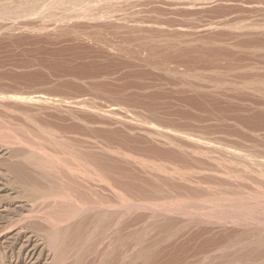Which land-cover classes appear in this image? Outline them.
<instances>
[{"label":"rangeland","instance_id":"obj_1","mask_svg":"<svg viewBox=\"0 0 264 264\" xmlns=\"http://www.w3.org/2000/svg\"><path fill=\"white\" fill-rule=\"evenodd\" d=\"M75 1L78 2V1H84V0H75ZM86 1H88V0H85V2ZM91 1L93 2V0H90V2ZM104 1L105 0H101V1L94 0L95 3L97 2V7H95L94 5H93V7L91 6V8L93 10L89 7L90 11H92V12L89 11V13L91 15L87 11V13L85 12V16H82V14L84 13V11L89 10V9L86 7L85 4H83L85 10L84 11L81 10L82 12L80 10H78L81 13L77 11L78 15L76 13L75 20H76V16H78V17L81 16L83 22L85 21L87 23H89V22L92 23L94 18H95V20L96 19L98 20V17L103 15V17L101 16L102 18L99 17V18H101L99 20L103 19L102 22L107 20L108 22L107 21L106 22L108 24L105 22H103L101 24L100 23L101 21H98V23H99L98 24L95 21V23L93 22L92 24L87 25V26L91 27V29H90L86 26V23H84L85 25H83V22L81 23V21H82L81 17L80 18L77 17V20L75 22L76 23L80 22L78 24H82L83 27H82V25H78V24L76 25L75 22L73 23V21H74L73 20V21L68 23V26L66 25L67 26L66 29H69V30L73 29V31L72 30L66 31V29H65V30H62L63 32H62V34H60L61 30L59 32L57 31L58 33L54 32L57 28H59L58 26H60V25H58L56 22H54L53 20H55L56 18L55 19H53V18H54V16L58 18L59 17L58 14H60V13L62 14V15L60 14V16H63L64 14L67 15L70 11L67 13H62V12H66L64 10V11H60V13L57 12L58 13L57 14L55 11H54L55 13H53V11L51 10L52 13L49 12L47 14L48 16L47 15H46L47 17L45 16L46 19L48 20L49 15L54 14V16L52 15L53 17L50 15L52 17L50 19H53L50 21H52V23L53 22L55 23V24L54 23L51 24V26H50L51 22L44 21V23H43L40 18L39 19L42 23L36 22L38 20V18L35 19L36 17L34 18L32 16H31L32 18L31 17H28V19L25 18L26 22L23 20L25 25H22L23 24L22 17H21L20 23H19L20 18H18V17H20V13H19V16H16L17 14L13 12L14 10H11L13 8H11V9L9 8L12 12L9 11L8 9H6V12H5V8L3 10H1L3 7L1 6L2 2L0 0V7H1L0 15L2 14V17H1L2 19L0 18V20H1L0 21V264H51L53 262V258H52L53 256H51V255H53L52 254L53 252L55 254V252H57L58 249L59 250L63 249V250H67V251L69 250L70 252L71 251L75 252V253L71 252L72 255H70V252H69L70 258L68 260L64 261L63 264H75V263L76 264H264V260H263L264 259V257H263L264 256V242H263L264 241V142H263L264 141V128H263L264 127V125H263L264 124V121H263L264 120V110H263L264 109V102H263L264 101V93H263L264 87H262L263 89H261L262 92L261 91L257 92L255 90L258 88L257 86H259V84L261 83L259 81H262L261 80L262 78L264 80V73H262V72H264V67H263L264 66V63H263L264 62V59H263L264 54H262V53H264L263 52L264 51V0H201V1H194V0L193 1L192 0H128V1L127 0H113V1H111V0H108V2L106 0L105 4L102 3ZM90 2L88 1V2H86V4L90 3ZM98 2H101L99 4H103V5H99L100 7L101 6L105 7L107 5L106 3H108L109 6L108 5H107L108 7L106 6L108 9L106 7H105L106 11L104 9L101 10L102 8L98 9L99 8ZM112 2H114V3H112ZM111 4L114 5L113 7L118 8L117 10L114 8V10H116L117 12L120 11V15L117 12L116 13L118 15L115 14V11L114 12L112 11L113 7ZM110 5H111V9H110L111 12L110 11L109 12L113 15V17H115L114 16V14H115L116 16L119 17V19H122V18L126 17L127 12L128 13L130 12V14L127 15V17H129V19L127 17L124 18L126 25L121 24V26H120L119 25L120 23L119 24L116 23L119 25V26L118 25L116 26L115 22H116V20H118V18L117 17H115V18L109 17L111 14L109 12H107L110 8ZM116 5H118V7H116ZM132 5H134L135 8ZM67 6L68 7L71 6V7H69V8H71L70 10H72V8H76V7H74V5L67 4ZM68 7H66V4L63 5V8H65V9H68ZM94 7H95V14L92 15V13H94ZM119 8L121 10H123V9H126V10H123V12H124L123 13V12H121V10ZM132 8H134L135 10ZM97 9H98V11H97ZM99 10H100V14L99 13L97 14V12H99ZM132 10L136 11V12L134 13ZM104 11L109 16L106 13H105L106 14L105 15ZM125 11H127V12L125 13ZM3 12L7 13V15L5 16V13H3ZM72 12H73V16H74L76 11H71V13H70L71 15L69 14V16H72ZM9 13H10V15L11 14H13V15L8 16ZM121 13H123V14H121ZM14 14H16V15H14ZM55 14H57V16ZM3 15H4V17H3ZM66 15H64V16H66ZM89 15L94 16L92 18V21H90L91 17H89ZM130 15H132L134 17V19ZM104 16L105 17L108 16L109 19H112V18L113 19L108 20V19H106L107 17L105 18ZM5 17L7 18L6 20L4 19ZM86 17H88L89 21L86 20L87 19ZM10 18L12 20H10ZM14 19H15L17 26L15 25V22L14 23L12 22V21H14ZM32 19L33 20L35 19L36 21L34 20L35 22H32ZM27 20L28 21L31 20L32 23L30 21L27 22ZM78 20H80V21H78ZM3 21H4V23L6 22V26L3 24ZM7 21H10V22H8V24H7ZM109 22H111V23H109ZM134 22L137 23V25H136L137 27H135V25H133V24H136ZM9 23H10V25H9ZM33 23H36V24H33ZM71 23L73 24L72 28H71V25H72ZM12 24H13V27H15V28H12ZM18 24H21L22 26H19ZM38 24H39V27L37 29ZM41 24H42V27L40 26ZM43 24H44V26H43ZM96 24L98 27L95 26ZM100 24H101V26H100ZM103 24H104V26H103ZM114 24H115L116 28H115ZM8 25H9V27H8ZM52 25H53V27L57 25V28L55 27V29H54L52 27ZM69 25H70V28H69ZM107 25H108V27H106ZM130 25H132L133 28L135 27V29L130 30V29H132V28H129ZM23 26H25V27L28 26L29 28L32 26L31 28L36 29V32L33 31V29L29 30ZM78 26H80V27H78ZM124 26H128V28L125 27L124 31H121L120 29H118V27H124ZM7 27L10 28L9 31L8 30L5 31V29H7ZM16 27H18V28H16ZM20 27H22L23 29ZM46 27L48 28V30L50 29L49 27H52L53 30L50 29V31L47 30L48 32H46L43 29V28L47 29ZM84 27H86V30H91V31H89V32L86 31ZM96 27L98 30L96 29L97 32L95 33ZM99 27L101 28V30L103 28L104 32L101 31ZM105 27L107 28V30L104 29ZM74 29H76V30H74ZM83 29L85 30L84 31L85 33L83 32ZM125 29L127 32H125ZM12 30H14V31H12ZM92 30H94V31H92ZM41 31H44V32H41ZM74 31H76V32L80 31L77 33L78 34L81 33L82 35H80V36L77 35L76 39H75L74 37L76 34H74L75 33ZM114 31H116V32H114ZM118 31L120 34H118ZM64 32H66V33H64ZM67 32H69V34H67ZM97 33H99V34L101 33L100 36H103L106 40L110 37L109 40L111 42L109 40L107 42H110V46L113 45L114 47H111V48L108 47L109 50L106 47V49L108 50L106 52V49L101 50V48H105V45L103 46V44H102L103 47L102 46L100 47L101 44L100 45L99 44H93V42L88 40L89 38L86 39V36L90 37L91 35L97 34ZM104 33L107 35H105ZM127 33H129V34H127ZM116 34H117V36H116ZM130 34H131V36H130ZM135 34H136V36H135ZM72 36H74L73 39H72ZM81 36H82V38H81ZM84 36H85V38H83ZM118 36H120V38ZM127 36L130 37V39L133 37L132 38L133 40L128 39ZM137 36H138V38H137ZM153 36H155V37H153ZM171 36L174 37V39H176V40L178 39L177 38L178 36L179 37L181 36L182 38L185 37L186 41H184V39L180 38L184 42H182V41L178 42V41H180V39L175 41ZM189 36H190V38H192V40L187 38ZM78 37H80V38H78ZM116 37H118V38L116 39ZM111 38H112V40H111ZM113 38H114V40H113ZM146 38H148V39H146ZM152 38H153L154 43L156 40V44H158V46L161 45L162 43H164V41L168 40V39L169 40L173 39L172 43L175 41L174 44L176 42L180 43V45L178 43H176L177 45L175 44V46H176L175 51L177 50L178 46H179L178 48H180L182 50L178 49L177 52L183 51L182 53L185 52L184 54L186 55V51H188L187 53L189 55L188 54L186 55L189 62H190V63L189 62L188 63L191 66H193V68L195 65V68L193 69L188 64L190 66L188 68L191 71L189 74H191V73L195 74L196 72H199V75H200V74H202V71L204 72V74L208 73V71H209L211 75L210 74H206V75H210V77L212 76V74L214 77V74H215L216 77H214V78L211 77V79L214 81H210L211 79L207 80V78L209 76H206V75H205L206 80L203 79L204 83L206 81L207 82L210 81L212 84L214 82H216L215 85L213 84L214 87L209 86L210 82L206 83L208 86L206 84H203V81H202L200 76L204 77V74H202L200 76L197 73H196V75L192 74V75H194L193 76L194 78L196 76V80H199L202 82L198 85L199 81H195V79H193V77L191 75H189V77H191L192 80H191V78L189 79V77H186V79H185V77H184L185 75L182 76L183 75L182 72L184 71L183 68L178 69V72L176 74V75L179 74V76L181 75L182 76L181 78L179 76H175V73H172V72H175L172 69L173 66H169L170 68H166V70H165V64H167V52L165 50H163V51L157 50L155 52L153 50H151V46H154V45H150L151 43H153L151 41ZM160 38H161V41L159 40ZM162 38H164V40ZM124 39H128V42L126 43L125 42L126 40H124ZM135 39H136V41H135ZM187 39H189V40H187ZM142 40L144 41V45H140V43H141L140 41H142ZM145 40H146V42H145ZM113 41H114V43H113ZM117 41L120 43H118ZM143 41H142V44H143ZM149 41L151 43H148ZM187 41H189L190 45H191L190 46L188 44V48H187V43H189V42H187ZM198 41H199V43L194 48L195 43H197ZM202 41H203V43L201 45L200 43ZM115 42L117 44H121V45H118V47H117V44ZM130 43L131 44L134 43L133 44L134 46L132 45L133 48H131ZM135 43H139V44H135ZM146 43H147V46L150 45V48L148 46L147 47L148 49H146V47H145ZM191 43H193V45ZM206 43L210 44V47L214 46V44H215L217 46V48H214L215 46L213 48H210V47L208 48L209 45L207 47H205L207 45ZM114 44L116 45V47ZM204 44H206V45H204ZM126 45H128V46L130 45V46L128 47ZM183 45H186L185 46L186 50L184 48H182ZM141 46L142 47L144 46V48L141 49L140 48ZM197 46H198V48H197ZM200 46H201L200 50H201V53L203 56L201 55L200 50H199ZM202 46L206 48L205 49L206 52H205V50H203L204 48ZM94 47H96L97 50ZM135 47H136V49H135ZM190 47L192 50V51H190L191 54L189 53ZM223 47L229 48L228 49L229 52L232 50V48L234 50H232L231 53H228L227 49L225 48L226 49L225 50V49H223ZM98 48H99V51H98ZM118 48H120V49H118ZM124 48H126V49H124ZM193 48L194 49L197 48V49L194 50ZM219 48L221 50L222 49L223 50L221 51ZM237 48H239V51L241 50V48H243L242 53H237L238 52V51H236V50H238ZM255 48L257 50L262 49L260 51V53L262 52L261 53L262 55L259 53V50L257 51ZM121 49H123V50L121 51ZM133 49H135V50H133ZM217 49H219L221 51V53L222 52H224V53L220 54V51ZM253 49H255V52L257 51L262 57H260L259 54L255 53L256 54L255 56H258V57L250 58V57H252V55H254ZM111 50H116V51L111 52ZM209 50H214V51L210 52ZM247 50L249 52L251 51V53L245 54L246 52H248ZM100 51L104 52L105 55H104V53H102ZM124 51H126V52H124ZM135 51L137 52L136 54H135ZM197 51L200 54H198ZM244 51H245V53H244ZM121 52H123V54ZM196 52L198 55V59L196 57L197 56ZM133 53H134L133 56H135L134 58H132L133 56L131 55ZM207 53H208V56L211 53V55L213 54L214 56L218 57L219 62H221V63L217 62L218 60L213 55L208 57ZM120 54H122V55H120ZM163 54H165V55H163ZM238 54H239V56L240 55H242V56L237 57ZM78 55H81V56L78 57ZM191 55L192 56L195 55L194 57H196V59L194 57H191ZM227 55H229L230 58ZM234 55L237 57V60L240 63H241V61H243L242 62L243 65L247 64L248 62L252 63V64L256 63V65L255 64H253V65L248 64L247 68H251V67L254 68V66H255V68L257 67L259 69V71L257 68L256 69L254 68L253 70L256 71V72H254L251 68V70H249V74L252 73V71H253V73H257V71H258L261 74V76H259L260 74L257 73L258 75L254 74L255 76H257V77H255V76H252L253 75V73H252L251 74V76L253 77L252 78L248 74V69L246 68V65H244L245 66L244 67V66H242V64H238V61L236 60ZM244 55L249 56V59H246V57ZM130 56H131V58H130ZM199 56H202V58ZM219 56H220V58H219ZM224 56H226L227 59ZM203 57L207 58V59H203ZM222 57H223V60L221 59ZM244 57H245V59H242ZM187 58H186V60H187ZM209 58H210V60H212L211 62L214 65L209 64V63H211V62H209L210 61ZM232 58L234 59L233 61H231ZM254 58L258 61V63ZM261 58L263 60H260ZM228 59H230L231 62ZM190 60H193V61H190ZM199 60H201L202 62ZM203 60L204 61L206 60V61L203 62ZM213 60L215 62H217L218 64H220L219 67H218L217 63L213 62ZM234 61H236V62H234ZM191 62H193V63H191ZM227 62H229V63H227ZM196 63H197V65L199 64L198 66H200V67H198L196 65ZM230 63H232V64L234 63L237 65H234V64L230 65ZM260 63H261V65H260ZM257 64H258V66H257ZM262 64H263V66H262ZM208 65L211 68L208 67ZM215 65H217V66H215ZM221 65H223L224 67ZM239 65H240V67L242 66V68H240ZM212 66L214 67V69H212ZM233 66H235V67H233ZM236 66L239 67L238 71L236 70L237 69ZM221 67H222V70H221ZM228 67H231V68H228ZM243 67L246 69L247 73H246V71L242 72L244 70ZM260 67L263 69V71L261 70ZM208 68L212 71L208 70ZM224 68L225 69L228 68V69L225 70ZM195 69L196 70L198 69L200 71H198V70L195 71ZM201 69H202V71H201ZM205 70L207 71L206 73H205ZM165 71H170L173 75L171 73L165 72ZM220 71H223V72H221L222 74L220 73ZM260 71H262V72H260ZM217 72H219L220 74ZM238 72H241L242 74L238 73ZM233 73H235L236 75L234 76ZM217 74H219L221 76L223 75V77L225 75L227 76V74L230 76L232 75L235 77L237 82H239V81H241V82L251 81L252 79H253L252 82H254L255 78L257 80H259L258 77H260L261 79L259 81H257V80L255 81V83H257L256 87H253L256 85L254 83L255 85H252L251 88L249 87L250 85H248L246 87L247 89L245 90L244 86H242V88L239 87L237 89V86H240L241 84L243 85V83H240V84L237 83L238 85L236 84L237 85V86H235L236 88L234 87V85L232 84V83H234V84L236 83L234 80V77L227 76L226 77L228 80V82H227V80H225V79L223 80V78L221 76H218ZM243 74L245 75V77L243 76ZM237 75L240 79L236 78ZM217 76L219 79L217 78ZM242 76H243V78H245V80L242 78ZM249 77H250V79H249ZM230 78L231 79L233 78V79L231 80ZM216 79H218L221 82L220 83L217 80L220 83V85H219L220 87L217 85L218 82L216 81ZM246 79H249V80H246ZM222 83H225V85ZM228 83H229V86H227ZM230 83L232 84V86H230L231 85ZM187 84H189V85H187ZM190 84L193 87L195 86V89H192L193 87L190 86ZM202 84L206 85V86L203 88ZM186 85H187V88L185 87ZM196 85H198V86H196ZM222 85H224V86H222ZM130 86H132V87H130ZM215 86L218 89V91H221L222 95L218 91L217 92L214 91V93H212L213 89L216 90ZM198 87L201 88L203 91L207 89L206 91L208 94L206 93V91H204L203 94L206 93V94H204V96L205 95L206 96L207 95L212 96V97H210L212 101L210 100V98H208L206 96H205V98H202V95H203V94H201L202 90L200 89L201 91H199ZM227 87L228 88L233 87V89L229 88L230 89L229 91L231 92V93H229L230 95L227 93L229 91H226V90H228ZM189 88H191V90H194V91L191 92V90ZM196 88L198 90H196ZM208 88L211 89L210 93H209ZM234 88L236 89V91ZM240 88L242 89V92L245 95L243 94V96H241L242 93H241ZM243 88H244V91H243ZM122 89L125 93L122 92ZM222 89H224V90H222ZM237 90H240V91H237ZM247 90L248 91L251 90V92L249 91L250 93H248ZM253 90L255 91V93L253 92ZM195 91L198 93H196ZM225 91H226L227 95L225 94ZM246 91L248 94L246 93ZM223 92H224V95H223ZM235 92H238V93L240 92L239 95L237 93L238 97H236V95L234 94ZM256 92H257V94H256ZM199 93L201 94V96L198 95ZM258 93H261V94L263 93V94L260 96V94L258 95ZM120 94H121V97H119ZM212 94H214V95H212ZM231 94H233L235 97L231 96ZM254 94L256 96L258 95L259 97H257V98H259V99H257ZM123 95L124 96L126 95V96L124 97ZM37 96L52 99L50 101L51 103L49 101L47 102L48 104L47 103L43 104L44 102L40 103L39 101H38V103H36L35 100H37V98H38ZM222 96H226L227 98L226 97L221 98ZM245 96L246 97L248 96V97L246 98ZM17 97L20 99H18ZM114 97H116V99ZM117 97H118V99H117ZM122 97H123V99H125L127 101V103H129L128 98H132V99H130V101L132 103H137V108H135L133 106V104L130 103V105H132V109L130 108V110L133 113H129V115L124 114V113H120L121 117H125L126 120L128 121L124 125V126L129 127V128L125 127L127 129V131L125 128L123 129V126H119L120 129H123L120 131L118 124H117L118 128L116 127V125H114V123L113 124L111 123L110 125H108V123H110V122L107 123V121H109V120H107V118H105V119L103 118L106 114L105 115H99L98 114V113H103L107 109L106 106L111 102L114 103L115 100L116 101L118 100V101H120V103H122V100H123ZM191 97L193 99L194 98L195 99L193 100ZM198 97L199 98L201 97L199 100H201V101L203 100L202 102L200 101L201 103L199 102L200 104H202L204 106H210V107H204L207 110V112H202L203 110H200L198 112L199 109L192 107L186 101V99L188 98L187 100L192 99V101H195L198 103V101H199L197 99ZM213 97H215V98H213ZM217 97H218V99H217ZM243 97L247 100L244 99L245 101H243V99H240ZM253 97L257 100H255ZM32 98H34V99H32ZM66 98H68V100ZM119 98H121L122 100ZM225 98L229 101L225 100ZM228 98H231V99H228ZM233 98H235V99H233ZM23 99H24V101H23ZM64 99L67 101L74 100V99L82 100V102L84 103L83 104L84 107L80 106V107H82L80 109V107L75 108L72 105H69V104L67 105L65 102L62 103L61 101L62 100L65 101ZM205 99L207 101L209 99L210 102H206ZM232 99L234 101L230 102V100H232ZM218 100H221L222 103H220V101H218ZM223 100H224V104H223ZM235 100H236V102H238V104L236 103L234 105L233 102L235 103ZM240 100H242L241 103H240ZM248 100L249 101L252 100V101L249 102ZM253 100H255V101H253ZM213 101H215V102L217 101V104L213 105L215 103ZM258 101H260V102H258ZM261 101L263 102L262 104H261ZM204 102H205V104H204ZM242 102H244V103H242ZM245 102L247 103V105L245 104ZM254 102L257 105L254 104ZM55 103L58 105H56ZM207 103H209L210 105ZM231 103L234 106H232ZM64 104L67 107L64 106ZM221 104H222V106H220ZM241 104H245L247 107H245L244 105L241 106ZM249 104H250V106L252 105L251 109H253L252 107L257 106L256 108H254L256 112L258 109L260 110L262 107L263 108L260 111L258 110L260 113L257 112V114H256L254 109L252 112V110L249 107ZM123 105H126V104L123 103ZM146 106H147V108H146ZM212 106H214V109H212ZM235 106H237V107H235ZM218 107L220 109L222 108L225 110L223 111L221 109V111H220L221 113H220V112H218V110H220ZM240 107H243V109ZM210 108L212 109V112H210L211 111ZM245 108L246 109L249 108L250 112L254 115L256 114L255 116L257 117V119H259V120L261 119V121L256 120L255 119L256 117L252 116V114L249 113V111H248L249 109L246 110L247 113L244 112ZM78 110H80V111H78ZM90 110H92V111H90ZM93 110H95L94 112H97L96 114H98L99 116H102V117H99V118H101V120L98 118V115H92L94 113ZM101 110H103V111L100 112ZM213 110H214V112H213ZM242 110H243V112H242ZM8 111H10V112H8ZM66 111H67V113H66ZM232 111H233V113L238 114V116L236 115V117H234L235 114H233ZM239 111L242 112L243 116L241 114L239 115V113H240ZM90 112H92V113H90ZM59 113H61V114H59ZM225 113L227 115H225ZM130 114H132V115L134 114V116L131 117L132 120H131V118H129ZM222 114H224V115H222ZM230 114L233 116H231ZM244 114H246V115H244ZM249 114H251V116ZM261 114H262V116H261ZM247 115L249 116L248 118L246 117ZM72 116L75 119H73ZM253 117H255V118H253ZM250 118L253 120L250 121ZM61 119H62V121H61ZM85 119L89 122H87ZM91 119H93V120H91ZM95 119L98 121L96 122ZM102 119H104V120H102ZM27 120H29L30 122ZM81 120H82V122H81ZM84 120L89 125L91 124V129H90V126H88V124ZM240 120L241 121L244 120L243 121L244 124ZM255 120L258 122H256ZM102 121L104 124H106V123L107 124L104 125L103 123H100ZM133 121L136 123H134ZM253 121H254V123H253ZM94 122L100 124L101 127ZM131 122L133 125L137 124V126H133L131 124ZM245 122H247V124ZM33 123H37V124L34 125ZM251 123H253V124H251ZM51 124H53L52 129H51V127H52ZM83 124H85V125H83ZM40 125L43 126L45 129L47 128L49 132L51 129L55 135H57V130H58V132L61 131V127H62V131L59 132V134L56 136V138H58V136H59V138L60 137L66 138L65 140H64V138H61L60 139L61 142L65 141L64 142L65 144H68L72 147L73 146L77 147V145L80 146V143L85 142L84 139L85 140L87 139L89 141L88 142L86 140L88 145H87V143H84V144L81 143L85 147L84 148L85 151L82 150L83 148H81V146H82L81 145L77 149V150H80V148H81V151L76 150V152L81 153L82 156L84 154L83 157H85V155L88 154V156L86 155L88 159L87 160L85 158L84 159L86 161H88V163H90L91 166H93L92 169L94 168V165H95V162L97 161V159L99 161V162L97 161V164L101 163L100 161L104 162V165H101V166H105L108 168L109 167L108 165L110 164V167H112V168H116V167L120 168L119 172L117 171L118 175L120 174L121 169H123L121 174L125 173L124 174L125 176L122 174L123 175L122 177L124 179H122L121 174L119 176H117V174H115V173L113 175L112 174L113 172H111V174L108 172L109 176L110 175L115 176V177H117V179L119 177V180L121 182L125 183V184L124 183L123 184L127 188L124 187L123 191L121 192L122 194L128 193L127 192L128 190H130L129 193L131 191L133 192L136 190V192H134V193H136L137 195L132 193V195L133 194H134V196L136 195L134 197L131 195V193H130V195H128L129 194L128 193L125 197H123L124 199L121 198V200L123 199L124 202H123V200L120 201L116 192H110L112 190V188H111L112 184H110L108 181L110 179H113L114 177H112L110 179H109V177H106V178H108L107 179L108 181L107 180L106 181L109 184L104 183L105 186L111 185V187L108 186V187H110L111 190H109V188L106 187L107 190L110 192V194H107L108 192H106L107 190L105 189L104 185H101L100 187L95 186V184L99 185V183H100L99 178L96 177L95 175H93V176H95L94 181L97 180V178H98L97 181L99 183L97 181H95V184L93 183V179L90 177L91 174L89 176L91 179L88 178L89 181L91 180L90 183L91 182L93 183V184L91 183V185L93 187H95V189L93 187H91L88 180H87V182H85L86 180H82L83 183L81 181H76L75 182L76 184L73 182L75 184L74 186L80 187V188L76 187L77 189H80L78 191H81L82 189H83V191H82V193L78 192V191H75V192L67 191V193L68 192L72 193L73 196L70 195L69 193H68L69 195L64 194V196L66 197V198L64 197L65 201H66V202L64 201L65 203H67V202L71 203L72 202L71 199H72V197H74V195L75 196L80 195V193L82 195H84L85 193H87L89 186H90L91 190L93 191L92 194L97 193L96 195L99 196V197L97 196V198L102 197L101 201H100L101 203L95 201V202H97V205H96L94 203V201L91 202L92 198H96V197H93L95 194L92 195L91 192H90V195H92V198H90V196H89V198H87L84 195V198H85L84 199L83 196H81L83 199L82 202L84 200L86 202V200L89 199L91 203L88 200L86 202L87 204H90L88 206L90 207L92 204H95V206L92 205L93 209L91 207H90L91 209L89 207H87L89 209V211H86L88 209H84V211L81 212L82 213L81 215H80V213L77 214L78 217L82 216L84 218V216H85V218H86L87 213H88V216L89 215L90 216L88 217V222H87V219L86 220L80 219V218L76 217V215H74L77 212L75 210L78 208V207H74V205L75 206L77 205L76 203H74L72 205L75 208V209L72 208V209H74V210H72L74 212L73 217H76L77 222H81V220H82L83 225L80 223H77V222L75 224L74 220H76V219L75 218L73 219L72 213L70 214V212H69V215L72 217L73 221H71L69 224L74 222V223H72V225H77V226L80 225V226H78L80 228H82L81 226H83V227H85L84 228L85 230L82 228L83 230L81 229V231H78V230H80V228H79L77 230L76 229H73L72 231L70 230L71 233H68L70 231H67L69 236H68V234L66 235L65 232H59L61 235L59 233H57L58 235L56 234L55 237L53 236L54 240L53 239L49 240L50 237L48 236V233L50 234V232L52 231V229H51V228H53L52 224L55 221H56L55 223L58 222L57 220H55V221L52 220L54 218L53 216L55 214L61 213V212H62V214L65 212L68 213V211H71L72 206L70 207V209L68 208L69 210L65 211L64 210L65 208H63V207L64 206L66 207L67 204L66 205L62 204L63 200H64L63 198L61 201L62 203H60L61 199H58L59 203H60V205H59V204H57L58 203L57 199L52 198V196L46 195V193L48 192V189L49 190L51 189L50 188V187H52L51 185L53 183L54 184L56 183L55 181L54 182L52 181V184H51L50 183L51 180L55 176H58V175L54 174V176H52L53 178L51 179V176H49V174L46 175V172H47V170L49 171V169H46L45 174L43 171L39 170L40 169L39 167L43 165L42 164L39 166V163L44 162L45 160L48 159L47 157L46 158L44 157V156H47V154H45V153L48 152V154H49L50 153L49 151H52L51 149H53L52 147H51V149H48V147L50 146V143H48L49 141L48 142L46 141L47 135L44 134L45 132H47V129L42 130ZM47 125H49V126L51 125V126L47 127ZM68 125H70V126H68ZM102 125H103V129H104L103 131L104 132H102ZM112 125L118 129V130L117 129L116 130L118 131L117 133L120 132L119 135L118 134L116 135L115 129H113L114 127ZM251 125H253V126L255 125L256 127L255 126L253 127ZM34 126H37V127L40 126L39 127L40 129L37 127H34ZM54 126H55V129H54ZM56 126H58V128L60 127V130L56 129L57 128ZM78 126H80V128H78ZM86 126H87V128H89L90 132H89V130H87ZM106 126L108 127V129ZM145 126H147V127H145ZM70 127L71 128L73 127L75 130H77L76 131L77 134L74 131V133H72L71 134L72 136H71L69 133L73 132L74 129L70 130L69 129ZM32 128L38 129V131L34 130V129L32 130ZM97 128H99V129L97 130ZM26 129H27V131H26ZM29 129L32 130L33 132H31ZM81 129L84 131H81ZM93 129L96 130L97 132L96 131H93L94 133L91 132ZM105 129H107V131ZM112 129L114 130V132L112 131ZM18 130H20V131H18ZM24 130H25V132H24ZM41 130L43 131L45 139L43 137H42L43 139L41 138V136H43V134L41 133L42 132ZM160 130L164 135L159 132ZM29 131L32 134L34 133L36 135H33L34 137L31 136L32 137L31 138L30 135H32V134H30ZM65 131H68V132L64 133ZM123 131L125 133H123ZM35 132H38V134ZM82 132H84V133L82 134ZM85 132H87L88 134ZM98 132L100 134L101 133H109L111 135L114 134V136L116 137V140H113L114 139L113 136L110 138V140L107 138H103V135L101 136L100 139H99L100 135H98L99 137L96 138L97 136H95V135H97ZM126 132H128V133H126ZM21 133L22 134L24 133V135H22ZM39 133H41L42 135H40ZM80 133H81V137L79 135ZM89 133H90V135H89ZM122 133H123V138L126 136V138L123 139L124 141L121 140L122 139L121 138ZM166 133H167V135H166ZM253 133H255V134H253ZM64 134H66V135L68 134L67 137H65ZM45 135H46V137H45ZM23 136H25V137H23ZM28 136H29V138H31V140H33L34 138H36V136H38L42 140H44V142L46 141L45 144L43 143L44 145L41 144L39 147L43 146V147H45V149L47 148L48 150L46 149V152L42 153L44 148H42V147H41L42 149L39 148L42 151H40L37 148L38 151L41 152V153H39V152L37 153L36 147H37V145H39V143H38V142H40V141H38L39 139L36 138L34 140V141L37 140L38 142L37 141L36 142L38 144L35 142L36 146L34 145L35 148L33 146V149H34L33 150L32 145L34 143H32V141H31V143H32V145H31L30 142H27L28 140H30L28 138ZM74 136H75V138H74ZM82 137H84V138H82ZM69 138H70V140H67ZM118 138H119V140H118ZM146 138H148V140ZM152 138H154V139H152ZM23 139L26 141L24 142ZM90 140H91V143H90ZM101 140L105 141L108 146H109V144H111L112 146L111 147L109 146V148H111V149H109V148H107V149L109 151L110 150L113 151L112 153L116 154L118 156L113 155L111 152H110L111 155H113L115 157L109 155L110 153L107 152V150L105 149L106 143L104 144V142ZM71 141L74 142L75 144L72 143ZM116 141H119L120 142L119 144L121 146ZM125 141L127 142V144L125 143ZM93 142L98 143L99 146L102 145L101 147L103 149L99 148V146L97 147V144H95ZM115 143H117V144H115ZM91 144H92L93 148L92 147L88 148V146L89 145L91 146ZM94 144H95V146H94ZM170 144L172 146L174 145L175 147L174 146L171 147ZM47 145H49V146L47 147ZM122 145L123 146L128 145L129 147L133 146V147H131V149H134V152H133V150H131L127 146L126 147L124 146V147L127 148L129 151L126 150L125 148H124L125 150H122L123 149ZM94 147L96 149L98 148V150H100V151L103 150L104 152L103 151H101V152L97 151L98 152L97 153V152H95L96 149L94 150ZM112 147H114L116 149L113 148V150H112ZM117 147L118 148L120 147L119 149H121L122 153H120V154L117 152L115 153V151H117V150L119 152H121ZM151 148H153V149H151ZM72 149L75 150L76 148H72ZM91 150H93V152L96 153V155H95L96 158L94 156H92L94 154H91L92 153ZM135 150H137V153H135L136 152ZM180 150H182V151H180ZM127 151H128V153H127ZM131 151L133 152L134 155L132 153H129ZM232 151H233V153H235L237 155L240 154L239 156L241 158H238V157L231 155V154H233ZM88 152H90V153H88ZM180 152H181V154H180ZM30 153H32V154H30ZM51 153H53V151ZM51 153L48 156L49 158H50ZM105 153L106 154L109 153V154L106 156ZM123 153L127 156L128 159L131 156L136 157V154H137V158H135V157L133 158L134 161L137 160L136 162H134V164H136V165H134L132 163L133 160L130 161L132 163V164H130V162H128L129 160H127L125 158L126 162H128L130 164V165L129 164L128 165L131 166L132 168L135 166L134 167L135 169L134 168L129 169V167H127L128 169H126V171L123 172L124 168H121V165L119 164L121 162V164H123V167H125L127 165V163H122V160H120L121 158L124 160V157H126V156H122ZM40 154L41 155L45 154L44 156H42L44 161L41 158H39L41 156ZM54 154H56L55 157H58L57 155H59L57 153H54ZM100 154H104V156H102ZM129 154H131V156H129ZM24 155H26V156H24ZM33 155H34V157H36L35 160H34ZM97 155H100V156H98L100 158L103 157L104 161L99 160L100 158H98ZM119 156H121L119 158L120 162H119V160H116L117 159L116 157H119ZM200 156H202V157H200ZM31 157L33 160L31 159ZM55 157L53 158V156H51V159L53 158L54 160L55 159L57 160V158H55ZM90 157L91 158L93 157V159H94V162H93V159H91L93 162V165L89 159ZM106 157H107V159L109 158L110 161L106 160ZM243 157L245 158L244 160H243ZM59 158H61V156ZM22 159L23 160L25 159V160L23 161ZM113 160H116L118 163L117 162L113 163L112 162ZM249 160H251V161H249ZM106 161L108 163H105ZM143 161H145V163ZM123 162H125V161H123ZM137 162H138V164H137ZM115 163H117L116 164L117 166L115 165ZM140 163H141V165H140ZM247 163H249V164H247ZM35 164H37V165H35ZM97 164H96V166H97ZM118 164L120 167L118 166ZM209 164H211V165H209ZM113 165H115L116 167ZM245 165H247V166H245ZM36 166H37V168H35ZM98 166H100V164ZM209 166H213L214 169L212 167H209ZM158 167H159V169H158ZM172 167H174V168H172ZM62 168L63 167H61V169ZM146 168L147 169L149 168V170H146ZM217 168H219L221 170H219ZM36 169H37V172H36ZM59 169H60V167H59ZM92 169H91V171L93 172L94 170H92ZM160 169H161V171H160ZM162 169H164L163 170L164 173L162 172ZM168 169L173 170L174 174H173V172H170V170H168ZM127 170H129L130 172L132 171L133 173L131 172V175H128L130 172L128 171V173H127ZM218 170L221 172H219ZM149 171L150 172L152 171V172L150 173ZM40 172L44 176L43 175L41 176ZM95 172H96V170H95ZM160 172H161V175H160ZM168 172H170L171 174ZM189 173L192 175H188ZM175 174H177V176ZM178 174L180 176H182L181 177L182 179L179 178L180 176H178ZM184 174H186L187 176L186 175L183 176ZM38 175H39V177L37 178ZM105 176H108V174ZM25 177H27V178H25ZM28 177L29 178L31 177L30 180ZM186 177H188L190 180H188V178L186 179ZM198 177H199V179H198ZM245 177L247 178L246 181H245ZM58 178H60V181L65 180L64 178L61 179L60 175ZM58 178H54V179L57 180ZM133 178H135L136 180H134ZM222 178H223V180H222ZM229 178H231V179H229ZM44 179H45V181H44ZM74 179L81 180V178H78V177H76ZM74 179H69L68 181L66 179L65 181H66V183L67 182L70 183L71 181H75ZM132 179H133V181H132ZM224 179H227V182ZM37 180H38V182H37ZM46 180H48V181H46ZM150 180L151 181L153 180V182L155 180L156 181V182H154L155 185H154V183L152 184V182ZM42 181L48 182V184L50 183L48 189H43L42 186H45L47 183H42ZM60 181L57 180L58 183H61ZM136 181H137V185H136L137 188H134V190H133V188H131V187H136L134 184ZM180 181H183V182H180ZM217 181H219V182H217ZM247 181H248V183H247ZM77 182H81L82 184H84V182H85L88 184H86V187L84 188L82 184L80 186V183H77ZM132 182H134V183L132 184ZM169 182H172V183H169ZM222 182L224 184H221ZM250 182H251V184H250ZM21 183H22V185H21ZM73 183L71 182L70 184L72 185ZM111 183H113V180ZM159 183H160V185H159ZM190 183H192V184H190ZM207 183L210 184V186L207 185ZM238 183H240V184H238ZM28 184L31 186L35 185V188L38 187L37 189H39V190H36L35 192L39 191V193L35 194V192L34 193L32 192L33 193L32 194L31 192H29V189H35V188H31V186H29ZM63 184L61 183V184H59V186H61ZM241 184H243V186ZM246 184H248V185H246ZM252 184H254V185H252ZM20 185L23 187H21ZM36 185H38V186H36ZM131 185H133V186H131ZM185 185H187L190 189L188 187L186 188ZM226 185L227 186L229 185V186L227 187ZM233 185L234 186L240 185V186L234 187ZM54 186H58V184L53 185V187ZM84 186H85V184H84ZM87 186H88V188H87ZM173 186H174V188H173ZM39 187H42L41 188L42 190H40ZM47 187H48V185H47ZM163 187H164V189H163ZM191 187L192 188L194 187V189H196V190L192 189ZM253 187H255V188H253ZM22 188H24V189H22ZM98 188L103 189V192L101 191V189L99 190ZM217 188H218V190H217ZM224 188L226 190V193H225ZM175 189H177V190H175ZM210 189H212V190H210ZM250 189L253 190L251 193H250V191H251ZM84 190L85 191L87 190V192H84ZM91 190L89 189V191H91ZM97 190H99V191L97 192ZM198 190L200 192H198ZM22 191H23V193H25V192H27V193L22 194ZM40 191H41V193H40ZM43 191H45L44 195H46V196L43 195ZM175 191H177V192H175ZM207 191L209 192V194H211L213 192V194H212L213 196L209 195ZM65 192H63V193H65ZM101 192L104 193L105 195L102 194V196H101ZM214 192H216L217 194L216 193L214 194ZM223 192H224V194H223ZM237 192H239V193H237ZM114 193L116 194L118 199H116ZM237 194H239V195H237ZM33 195H34V197H33ZM40 195H42L43 197H39ZM216 195H218V196H216ZM47 196H48V198H47ZM184 196H186V198ZM194 196L196 198L199 197L203 203H201V201L197 202L195 200L196 198ZM203 196H205V197H203ZM207 196H208V198L206 199ZM49 197H51V198H49ZM81 197L77 196L76 198H74V202L76 201L77 198H80V200L77 199L78 200L77 203H80V204H78V206H80V207L82 204L81 203ZM108 197H109V199H108ZM136 197H137V199H136ZM180 197L182 199H180ZM202 197L205 198L207 201H203L205 199H203ZM242 197L247 198V199L245 200ZM39 198H41V199L43 198V199L40 201ZM67 198L69 200H67ZM97 198H96V200H99ZM104 198H106V200ZM113 198H115L117 201L119 200V202H121V204H123V205H121V206H123V207H121L122 210L119 208V210H121V211H119V213H121V217L119 216V218L117 216L120 214H117L116 209L113 208L115 205L118 207L119 202L117 204V201H115V199H113ZM176 198L178 200H176ZM209 198H210V200H209ZM44 199H46V200H44ZM49 199H52V200L49 201ZM111 199H113L114 202ZM234 199L235 200L237 199L236 202ZM25 200H26V202H25ZM93 200H95V199H93ZM102 200H103V202H102ZM104 200L105 201L108 200L107 202L108 203L110 202V203L108 204ZM179 200H183V201H179ZM194 200L197 203L192 202ZM222 200L223 201L225 200L224 201L225 203H223ZM247 200H248V202H247ZM252 200H254V201H252ZM37 201H39V202H37ZM48 201H49V203H48ZM164 201H165V203H164ZM184 201H185V203L187 202L186 205L189 204V205H191V207L190 206L186 207V205L180 204V203H184ZM210 201L212 203H210ZM244 201H246V202L244 203ZM111 202L113 203L112 205H110ZM168 202L173 204V205L169 204ZM206 202L207 203L209 202V203L207 204ZM219 202H220V204L221 203L222 204L220 205ZM42 203H43V206H42ZM84 203L82 204V206H84V205L87 206V204L86 203L84 204ZM98 203L102 205L101 209H102V207L105 206V204L107 207L112 206L111 208H113V209L111 210L110 208L109 209L107 208L108 210H111V211H108V213H105V215H106L105 216L103 214L106 211L105 210L106 207H105V209L101 210V212L103 214L102 215L100 212H98L100 210V207H99L100 205L98 206ZM103 203H105V204H103ZM124 203H125V205H124ZM247 203H249V204L247 205ZM250 203H252V205ZM254 203H255V205H254ZM50 204H52V205H50ZM61 204L63 205V207H61L62 206ZM71 204H68L67 206H69ZM162 204H164V205H162ZM194 204L196 206H197V204L198 205L201 204V206L196 207ZM203 204H205V207ZM52 206H53V209H52ZM158 206H160V207H158ZM165 206H167L168 208L166 207V209H165L164 208ZM192 206L194 209L192 208ZM208 206L211 207L212 210H210L211 208H209ZM57 207H58V209H57ZM94 207H96V209H94ZM214 207H216V208H214ZM235 207L238 209H236ZM195 208H197V209H195ZM242 208H244V209H242ZM59 209L60 210L63 209L64 212H63V210L60 211ZM91 210H94V211L98 210V211H97V213L95 212L94 214H92L93 211H91ZM103 210H105V211H103ZM123 210H124V212H123ZM175 210H176V212H175ZM178 210H179V213H178ZM180 210H182V211H180ZM37 211H38V214H37ZM112 211H114V212H112ZM186 211L190 212V213H188L187 216H186V214H187ZM204 211L205 212L207 211V212L205 213ZM43 212L46 214H49V215L45 214L44 215L45 217H44ZM90 212H92L91 214L94 216H92L90 214ZM110 212H112L114 214L116 213V214L114 215ZM240 212H241V214H240ZM62 214H57L56 216L60 215V217H61L60 219H63ZM83 214H84V216H83ZM95 214H96V218H98V219L95 218ZM111 214H112V216H111ZM126 214H127V217H126ZM50 215L52 218L50 217ZM98 215L100 216V218ZM67 216H68V214H67ZM67 216H65V217H67ZM91 217L92 218L94 217L95 220H94V218L92 220ZM45 218L48 220H45ZM67 218H69V217H67ZM41 219L43 220V222ZM55 219H57V217H55ZM78 219H80V221H78ZM58 220H59V218H58ZM96 220H98V221H96ZM107 220L109 223L107 222ZM84 221H86V222H84ZM93 221H95V222H93ZM114 221H115V224L117 222L122 223V224L117 225L118 224L117 223L116 224L117 226H116L115 224H113ZM105 222H106V225H105ZM85 223H87V224H85ZM88 223L91 225L94 223L93 227L91 225H89ZM107 223L108 224L111 223L110 225L112 227L110 225H108ZM194 223H196V224H194ZM64 224H60L62 229L64 226H69V225H67L68 223L66 225H64ZM85 225H87V226H85ZM47 226H48V228H47ZM88 226H91V227L89 228ZM49 227H50V229H49ZM108 227H111V228H108ZM86 228H87V230H90V231H88V232H90L89 234H88V232L86 234L84 233L87 231ZM104 229H105V232H104ZM117 229L119 230L120 233H117L118 232ZM75 231H77L76 232L77 235H78V233L81 232V235L78 237L75 236L76 235V233H74ZM46 232H48V233H46ZM42 234H43V237L45 239L42 237ZM82 234H84V235L82 236ZM115 234H117V235H115ZM53 235H55V234H53ZM62 235H65L66 237L64 238V236L62 237ZM70 235H74V237L73 236L70 237ZM47 236H48V238H47ZM81 236H82L83 240H78V239H81ZM59 237L63 238V239H60V241H59ZM69 237H70V239H69ZM83 237H85L86 239H84ZM87 237H88V239H87ZM117 237L119 238L118 239L119 241L116 240ZM73 238H75V239H73ZM70 240H71V242H70ZM77 240H78V242H77ZM72 241H74L75 244ZM82 241H85V242H82ZM57 242L59 244H57ZM65 242H67L69 244H67V243L65 244ZM80 242H82L81 243L82 245H80ZM51 243H53V244H51ZM62 243L65 244V246L60 245ZM76 244H78L77 247H74V245L76 246ZM42 245H43V247H42ZM69 245H71V246H69ZM88 245H89V247H88ZM62 246H64V247L62 248ZM68 246H69V248L72 247L73 249L72 248L69 249ZM78 246H80V247H78ZM51 247H53V248H51ZM54 248L56 249V251ZM75 258L77 259L78 263H77ZM65 262H67V263H65Z\"/></svg>","mask_w":264,"mask_h":264},{"label":"bare ground","instance_id":"obj_2","mask_svg":"<svg viewBox=\"0 0 264 264\" xmlns=\"http://www.w3.org/2000/svg\"><path fill=\"white\" fill-rule=\"evenodd\" d=\"M73 1H74V2H73ZM88 1L90 2V0H88ZM88 1H86V2H88ZM99 1H101V0H99ZM105 1H106V0H105ZM105 1L102 2V3L105 4ZM111 1H113V0H111ZM127 1H128V0H127ZM127 1H126V2H127ZM192 1H193V0H192ZM194 1H201V0H194ZM1 2H2L1 6L3 7L2 9H1V7H0L1 10H3L4 8H5V12H6V9H8L9 11L14 10L13 12L17 14V15L14 14V15H16V16H19V13H20V17H18V18H20V19H19V23L21 22V17H22V22H23V20L26 22V19H28V17H31V16L34 17V18L36 17L35 19L38 18L37 21L34 19L36 22H41L40 19L42 20L43 23H44V21H47V22L49 21V22H51V23H50V26H51V24H53L54 22H56L58 25H60V26H58L59 28H57V25L54 26V27H53V25H52V27H53L54 29H55V27L58 29V30L56 29L54 32H57V31L59 32V31L61 30V33H60V34H62V32H63L62 30H65V29L67 28L69 22H71V21L74 20V21H73V23H74V22L77 20V17H78V16H76V20H75V15H76V13H77L78 10H80V11H81V10H82V11L85 10L83 4H85L86 7H87L89 10L84 11V13L82 14V16H85V12L87 13V11H88V13H89L91 6L93 7V5H94L95 7H97V2L95 3L94 0H93V2L91 1L90 3H87V4H86L85 0H84V1H78V2L75 1V0H1ZM75 2H76V3H75ZM107 2H108V0H107ZM109 2H110V1H109ZM116 2H117V1H116ZM131 2H132V1H131ZM135 2H136V1H135ZM99 3H101V2H98V7H99L98 9H101V8H102L101 10H103V9L105 10V9L109 6L108 3H106L108 6L106 5V6H107V7L105 6L106 8L103 6V7H104V8H103L102 6H101V7L99 6V5H103V4H99ZM112 3H114V2H112ZM64 4H66V7H68L67 4H69V5H74V7H76V8H72V10H70L71 8H69V7H71V6H69V7H68L69 10H68V9L63 8V5H64ZM88 4H89V5H88ZM95 4H96V5H95ZM111 5H112V4H111ZM111 5H110V8H109V10H108L107 12L110 11V9H111ZM119 5H120V4H119ZM135 5H136V4H135ZM113 6H114V5H112V7H113ZM124 6H125V5H124ZM132 6L135 8L134 5H132ZM64 7H65V6H64ZM72 7H73V6H72ZM89 7H90V8H89ZM95 7H94V13H92V15L95 14ZM116 7H118V5H116ZM9 8H10V9L13 8V9L10 10ZM114 8H115V7H113V10H112V11H113V12L115 11V14L118 13V14L120 15V11H119V10H118L119 12L116 11L118 8H115L116 10H114ZM120 8H121V7H120ZM120 8H119V9H120ZM127 8H128V7H127ZM134 8H132V9H134ZM136 8H137V7H136ZM91 9H92V8H91ZM98 9H97V11H98ZM107 9H108V8H107ZM1 10H0V11H1ZM51 10L53 11V13H55V12H56V13H57V12L60 13V11H64V10H65L66 12H62V13H67V12H69V11H70V12L67 14L68 16H67L66 14H64V15H66L67 17L64 16V15H63V16H60L61 13H60V14L57 13V14L59 15V17L57 18V17L54 16V14H52V15L54 16L53 19L56 18L55 20L50 19V18L53 17V16L50 14L52 17L49 15V17H48L49 19L47 20V19H46V17L48 16L47 14H48L49 12L52 13ZM67 10H68V11H67ZM92 10H93V9H92ZM120 10H121V9H120ZM123 10H126V9H123ZM123 10H121V12H123ZM134 10H135V9H134ZM136 10H137V9H136ZM15 11H16V12H15ZM54 11H55V12H54ZM71 11H76L75 14H74V16H73V12H72V16H69V14L71 13ZM80 11H78V12H80ZM82 11H81V12H82ZM97 11H96V12H97ZM105 11H106V10H105ZM105 11H104V14L106 13ZM127 11H128V10H127ZM127 11H125V13H126ZM132 11H133V10H132ZM5 12H3V13H5ZM11 12H12V11H11ZM11 12H10V13H11ZM81 12H80V13H81ZM90 12H92V11H90ZM101 12H102V11H101ZM110 12H111V11H110ZM110 12H109V13H110ZM113 12H112V13H113ZM116 12H117V13H116ZM133 12L135 13L136 11H133ZM10 13L8 14V16L10 15ZM98 13L100 14V10H99V12H97V14H98ZM123 13H124V12H123ZM123 13H121V14H123ZM57 14H55V15L57 16ZM89 14H90V13H89ZM102 14H103V13H102ZM106 14H107V13H106ZM106 14H105V15H106ZM110 14H111V13H110ZM115 14H114V16L118 18V20L115 19V20H116L115 24H116V23H118V24L120 23V24H119L120 26H121V24H122V25H126L124 18H126L127 15L130 14V12H129V13L127 12V15L125 14L126 17H124V18H122V17H121L122 15H121L120 17H121L122 19H119V17L116 16ZM118 14H117V15H118ZM6 15H7V13H5V16H6ZM11 15H13V14H11ZM11 15H10V16H11ZM46 15H47V16H46ZM61 15H62V14H61ZM70 15H71V14H70ZM77 15H78V13H77ZM90 15H91V14H90ZM90 15H89V17H91V18H90V19H91L90 21H92V18H93L94 16H90ZM107 15H108V14H107ZM45 16H46V17H45ZM86 16H87V15H86ZM96 16H97V15H96ZM101 16L103 17V15H101ZM101 16H99V17H101ZM108 16H109V15H108ZM108 16H106L107 18H106L105 16H104V17H105L106 19H108V20H112L113 18H115V17H113L112 14L109 16V17H113L112 19H109ZM130 16H132V15H130ZM1 17H2V14L0 15V18H1ZM3 17H4V15H3ZM32 17H31V18H32ZM80 17H81V16H80ZM80 17H78V18H80ZM99 17H98V20H97V19L95 20V18H94L93 22L95 23V21H96V22L98 23V21H101V22H100L101 24H102L103 22H105V23L108 22L107 20H105V21L102 22L103 19H102V20H99V19H101L102 17H101V18H99ZM132 17H133V16H132ZM8 18H9V17H8ZM12 18H13V17H12ZM23 18H24V19H23ZM25 18H26V19H25ZM39 18H40V19H39ZM86 18H87V19H86ZM86 18H85V19H86L87 21H89L88 17H86ZM105 18H104V19H105ZM127 18L129 19V17H127ZM1 19H2V18H1ZM4 19L6 20L7 18L5 17ZM130 19H131V18H130ZM133 19H134V17H133ZM10 20H12V19L10 18ZM34 20L32 19V22H35ZM50 20H53L54 22L52 23V21H50ZM81 20H82V17H81ZM131 20H132V19H131ZM0 21H1V20H0ZM29 21L31 22V20H29ZM29 21L27 20V22H29ZM78 21H80V20H78ZM106 21H107V22H106ZM128 21H129V20H128ZM8 22H10V21H7V24H8ZM12 22L14 23V22H15V19H14V21H12ZM32 22H31V23H32ZM42 22H41V23H42ZM82 22H83V20L81 21V23H82ZM93 22H92V23H93ZM75 23H76V22H75ZM78 23H80V22H77L76 25H77ZM84 23H86V26H87L88 24H89V25L92 24V23H90V22L87 23V22L84 21V22H83V25H85ZM105 23H104V24H105ZM109 23H111V22H109ZM113 23H114V22H113ZM113 23H112V24H113ZM128 23H129V22H128ZM134 23H136V22H134ZM3 24L6 26V22L4 23V21H3ZM33 24H36V23H33ZM54 24H55V23H54ZM71 24H72V23H71ZM71 24H70V25H71ZM98 24H99V23H98ZM101 24H100V26H101ZM104 24H103V26H104ZM107 24H108V23H107ZM112 24H111V25H112ZM115 24H114V26H115ZM118 24H116V26H117ZM129 24H130V23H129ZM9 25H10V23H9ZM9 25H8V27H9ZM15 25H16V22H15ZM15 25H14V26H15ZM18 25H19V26H22V25H25V24H24V22H23L22 25H21V24H18ZM27 25H28V24H27ZM30 25H31V24H30ZM30 25H29V26H30ZM45 25H46V24H45ZM47 25H48V24H47ZM66 25H67V26H66ZM70 25H69V28H70ZM78 25H82V24H78ZM83 25H82V27H83ZM93 25H94V24H93ZM109 25H110V24H109ZM119 25H118V26H119ZM133 25H135V27H137V26H136L137 23H136V24H133ZM16 26H17V25H16ZM40 26L42 27V24H41ZM43 26H44V24H43ZM48 26H49V25H48ZM72 26H73V24L71 25V28H72ZM95 26H97V24H96ZM114 26H113V27H114ZM116 26H115V28H116ZM141 26H142V25H141ZM8 27H7V29H5V31H7V30L9 31L10 28H8ZM10 27H11V26H10ZM23 27H25V26H23ZM31 27H32V26H31ZM31 27L29 28V27L27 26V27H25V28H26V29H29V30H30V29H31V30L33 29V31L36 32V29L31 28ZM35 27H36V26H35ZM38 27H39V24L37 25V29H38ZM41 27H40V28H41ZM52 27H49V28L53 30ZM74 27H75V26H74ZM78 27H80V26H78ZM87 27L91 29V27H89V26H87ZM97 27H98V26H97ZM97 27L95 28V33L97 32V31H96ZM106 27H108V25H107ZM106 27H105L104 29L107 30ZM111 27H112V26H111ZM125 27L128 28V26H124V27H118V29H120L121 31H124V28H125ZM135 27L133 28L132 25L129 26V28H132V29H130V30L135 29ZM240 27H241V26H240ZM12 28H15V27H13V24H12ZM16 28H18V27H16ZM20 28H22V27H20ZM20 28H19V29H20ZM25 28H24V29H25ZM46 28H47V27H46ZM84 28H85V30H86V27H84ZM93 28H94V27H93ZM99 28H100V27H99ZM2 29H3V28H2ZM19 29H18V30H19ZM22 29H23V28H22ZM26 29H25V30H26ZM43 29H44V31H46V32L50 31V29L48 30V28H47V29L43 28ZM136 29H137V28H136ZM39 30H40V29H39ZM41 30H42V29H41ZM47 30H48V31H47ZM68 30H69V29H66V31H68ZM71 30L73 31V29H70L69 31H71ZM74 30H76V29H74ZM85 30L83 29V32H84ZM97 30H98V29H97ZM100 30H101V28H100ZM108 30H109V29H108ZM113 30H114V29H113ZM113 30H112V31H113ZM115 30H116V29H115ZM120 30H119V31H120ZM127 30H128V29H127ZM234 30H235V29H234ZM247 30H248V29H247ZM12 31H14V30H12ZM15 31H16V30H15ZM44 31H41V32H44ZM81 31H82V30H81ZM86 31L89 32V31H91V30H86ZM92 31H94V30H92ZM101 31H103V28H102ZM112 31H111V32H112ZM119 31H118V34H120ZM121 31H120V32H121ZM128 31H129V30H128ZM135 31H136V30H135ZM135 31H134V32H135ZM37 32H38V31H37ZM39 32H40V31H39ZM51 32H52V31H51ZM54 32H53V33H54ZM58 32H57V33H58ZM74 32H75V33H74ZM74 32H73V33L76 34V35H75V37L72 36V39H73V37L76 39V36H77V35H78V36L82 35L81 33H80V34L77 33V32H80V31H77V32L74 31ZM103 32H104V31H103ZM109 32H110V31H109ZM114 32H116V31H114ZM125 32H127L126 29H125ZM132 32H133V31H132ZM64 33H66V32H64ZM73 33H72V34H73ZM84 33H85V32H84ZM86 33H87V32H86ZM93 33H94V32H93ZM107 33H108V32H107ZM112 33H113V32H112ZM121 33H122V32H121ZM67 34H69V32H67ZM72 34H71V35H72ZM74 34H73V35H74ZM88 34H89V33H88ZM90 34H91V33H90ZM100 34H101V33H100ZM100 34H99V33H97V34H93V35H91L90 37H89V36H86V39L89 38L88 40L91 41V42H93V44H99V45L101 44L100 47L102 46V44H103V46L105 45V48H101V50H102V49H106V47H107V49H108V47H109V48L114 47L113 45L110 46V42H111V41L109 40V38H110L109 36H108L109 38L106 40L103 36H100ZM104 34H105V33H104ZM104 34H103V35H104ZM127 34H129V33H127ZM84 35H85V34H84ZM86 35H87V34H86ZM105 35H107V34H105ZM112 35H113V34H112ZM154 35H155V34H154ZM249 35H250V34H249ZM251 35H252V34H251ZM116 36H117V34H116ZM123 36H124V35H123ZM128 36H129V35H128ZM128 36H127V37H128ZM130 36H131V34H130ZM132 36H133V35H132ZM135 36H136V34H135ZM158 36H159V35H158ZM252 36H253V35H252ZM68 37H69V36H68ZM105 37H106V36H105ZM111 37H112V36H111ZM118 37L120 38V36H118ZM118 37H116V39H117ZM127 37H126V38H127ZM133 37H134V36H133ZM133 37H132V38H133ZM153 37H155V36H153ZM169 37H170V36H169ZM169 37H168V38H169ZM171 37H172V36H171ZM78 38H80V37H78ZM81 38H82V36H81ZM83 38H85V36H84ZM132 38L130 39V37H128V39H130V40H133ZM137 38H138V36H137ZM139 38H140V37H139ZM149 38H150V37H149ZM157 38H158V37H157ZM172 38L174 39V37H172ZM177 38H178V39L181 38V39H184V41H186L185 37L182 38L181 36H180V37L178 36ZM187 38H189V39L192 40V38H190V36L187 37ZM232 38H233V37H232ZM246 38H247V37H246ZM256 38H257V37H256ZM128 39H124V40H126V41H125L126 43L128 42ZM140 39H141V38H140ZM142 39H143V38H142ZM144 39H145V38H144ZM146 39H148V38H146ZM162 39L164 40V38H162ZM173 39H171V40H169V39H168V40H165L164 43L161 42L162 44L159 45V46H158V44H156V40H155V43H154L153 38H152V40H151L153 43H151L150 41H149L148 43H151L150 45H154V46H151V50H153L154 52L157 51V50H162V51L165 50V51L167 52V64H165V70H166V68H170L169 66H173L172 69H173V71H175V72H172V73H175V76H179V74L176 75L177 72H178V69H180V68L182 69V68H183L184 71L182 72V74H183L182 76L185 75V76H184L185 79H186V77H189V75H191L192 77H193L194 75H196V73L199 75V72H196L195 74H194V73L189 74L191 71L189 70L188 67H190L191 65L189 64L190 62H189V60H188V58H187V56H186V55L188 54V53H187L188 51H186V55L184 54L185 52L182 53L183 51H182V52H180V51L177 52V50L180 49V48H178L179 46L177 47V50L175 51V47H176L175 44L178 43V42H181L182 40L180 39V41H178V42H176V43L174 44V42L177 41L178 39H177V40L174 39L175 41L172 43ZM189 39H187V40H189ZM108 40H109L110 42H107ZM111 40H112V38H111ZM113 40H114V38H113ZM130 40H129V41H130ZM159 40L161 41V38H160ZM163 40H162V41H163ZM191 40H190V41H191ZM255 40H256V39H255ZM115 41H116V40H115ZM118 41H119V40H118ZM118 41H117V42H118ZM135 41H136V39H135ZM142 41H143V40H142ZM142 41H140L141 43L139 42L140 45H144V41H143V44H142ZM147 41H148V40H147ZM160 41H159V42H160ZM184 41H182V42H184ZM193 41H194V40H193ZM196 41H197V40H196ZM257 41H258V40H257ZM132 42H133V41H132ZM132 42H131V43H132ZM145 42H146V40H145ZM187 42H189V41H187ZM238 42H239V41H238ZM113 43H114V41H113ZM113 43H112V44H113ZM115 43H116V42H115ZM118 43H120V42H118ZM131 43H130L131 48H133V46H134L133 44H134V43H133V44H131ZM139 43H135V44H139ZM157 43H158V42H157ZM198 43H199V41H198L197 43H195L194 48L196 47V45H197ZM202 43H203V41H202L200 44L202 45ZM240 43H241V42H240ZM245 43H246V42H245ZM91 44H92V43H91ZM93 44H92V45H93ZM116 44H117V43H116ZM178 44L180 45V43H178ZM188 44L190 45V42L187 43V48H188ZM191 44L193 45V43H191ZM200 44H199V45H200ZM206 44H207V43H206ZM206 44H204V45H206ZM114 45H115V44H114ZM118 45H121V44H117V47H118ZM130 45H129V46H130ZM132 45H133V46H132ZM150 45H148L149 48H150ZM155 45H156V46H155ZM173 45H174V46H173ZM176 45H177V44H176ZM199 45H198V46H199ZM208 45H209V46H208ZM254 45H255V44H254ZM95 46H96V45H95ZM103 46H102V47H103ZM126 46H128V45H126ZM129 46H128V47H129ZM137 46H138V45H137ZM137 46H136V47H137ZM148 46H147V43H146V46H145L146 49H148V48H147ZM181 46H182V45H181ZM185 46H186V45H183L182 48L185 49ZM190 46H191V45H190ZM198 46H197V48H198ZM207 46H208V48H209V47H210V44H207L205 47H207ZM214 46H215V47H214ZM214 46H212V47H210V48H213V47H214V48H217V46H216L215 44H214ZM219 46H220V45H219ZM248 46H249V45H248ZM98 47H99V46H98ZM115 47H116V45H115ZM136 47H135V49H136ZM138 47H139V46H138ZM192 47H193V46H192ZM202 47H203V46H202ZM205 47H203L204 49H203V48H202V49L205 50V49H206ZM220 47H221V46H220ZM235 47H236V46H235ZM242 47H243V46H242ZM94 48L97 50L96 47H94ZM121 48H122V47H121ZM131 48H130V49H131ZM140 48L143 49L144 46H143V47L141 46ZM194 48H193V49H194ZM197 48H196V49H197ZM208 48H207V49H208ZM221 48H222V47H221ZM225 48H226V47H225ZM225 48L223 47V49H225ZM231 48H232V47H231ZM107 49H106V52L109 50V49H108V50H107ZM118 49H120V48H118ZM124 49H126V48H124ZM127 49H128V48H127ZM135 49H133V50H135ZM196 49H194V50H196ZM200 49H201V46H200L199 50H200ZM219 49H220V48H219ZM219 49H217V50H219ZM223 49H222V50H223ZM226 49H227V51H228L229 48H226ZM226 49H225V50H226ZM237 49H238V50L235 49L236 51H238L237 53H242V49H243V48H241V50H240L241 52L239 51V48H237ZM244 49H245V48H244ZM255 49H256V48H255ZM255 49H253V50H254V51H253V52H254V55H252V57H250V58L258 57V56H255V55H256V54H259L260 51L262 50L261 48H260L261 50L258 49V50H259V53H258V52H257L258 50L256 49L257 51L255 52ZM122 50H123V49H121V51H122ZM131 50H132V49H131ZM180 50H182V49H180ZM185 50H186V49H185ZM185 50H184V51H185ZM217 50H216V51H217ZM220 50H221V49H220ZM220 50H219V51H220ZM222 50H221V51H222ZM232 50H234V49L232 48ZM232 50H231V51H232ZM248 50H249V49H248ZM248 50H247V51H248ZM250 50H251V49H250ZM98 51H99V48H98ZM104 51H105V50H104ZM112 51H116V50H111V52H112ZM126 51H127V50H126ZM126 51H124V52H126ZM128 51H129V50H128ZM190 51H192V50H191V47H190L189 53H190ZM209 51L211 52V51H214V50H209ZM221 51H220V54L224 53V52L221 53ZM227 51H226V52H227ZM231 51H230V52L228 51V53H231ZM245 51H246V50H245ZM245 51H244V53H245ZM251 51H252V50H251ZM251 51H250V52L248 51V52H246L245 54L251 53ZM95 52H96V51H95ZM100 52H102V51H100ZM109 52H110V51H109ZM197 52H198V51H197ZM197 52H196V55H197ZM202 52H203V51H202ZM205 52H206V50H205ZM207 52H208V51H207ZM226 52H225V53H226ZM234 52H235V51H234ZM263 52H264V51H263ZM93 53H94V52H93ZM102 53H104V52H102ZM115 53H116V52H115ZM121 53L123 54V52H121ZM131 53H132V52H131ZM136 53H137V52L135 51V54H136ZM192 53H193V52H192ZM200 53H201V50H200ZM200 53L198 52V54H200ZM255 53H256V54H255ZM261 53H262V52H261ZM261 53H260V54H261ZM108 54H109V53H108ZM116 54H117V53H116ZM122 54H120V55H122ZM190 54H191V53H190ZM204 54H205V53H204ZM218 54H219V53H218ZM234 54H235V53H234ZM260 54H259V56L262 57L261 55L264 54V53H262L261 55H260ZM104 55H105V53H104ZM118 55H119V54H118ZM125 55H126V54H125ZM131 55L133 56L134 53L131 54ZM163 55H165V54H163ZM188 55H189V54H188ZM201 55H202V53H201ZM212 55H213V54H212ZM212 55H211V53H210L209 56H212ZM215 55H216V54H215ZM80 56H81V55H78V57H80ZM136 56H137V55H136ZM194 56H195V55H194ZM194 56L191 55V57H194ZM202 56H203V55H202ZM202 56H199V57L202 58ZM205 56H206V55H205ZM207 56H208V53H207ZM209 56H208V57H209ZM213 56H214V55H213ZM220 56H221V55H220ZM220 56H219V58H220ZM227 56L229 57V55H227ZM231 56H232V55H231ZM234 56H235V55H234ZM234 56H233V57H234ZM238 56H239V54L237 55V57H238ZM240 56H242V55H240ZM240 56H239V57H240ZM244 56L246 57V59H249V56H247V55H244ZM134 57H135V56H133L132 58H134ZM196 57H197V59H198V55H197ZM196 57H194V58L196 59ZM214 57L218 60L217 62H219L218 57H216V56H214ZM224 57H226V56H224ZM237 57L235 56L236 60H237ZM245 57L242 58V59H245ZM130 58H131V56H130ZM162 58H163V57H162ZM186 58H187L188 61L186 60ZM210 58H211V57H210ZM210 58H209V60H210ZM229 58H230V57H229ZM136 59H137V58H136ZM203 59H207V58H204V57H203ZM213 59H214V58H213ZM216 59H215V60H216ZM221 59L223 60V57H222ZM221 59H220V60H221ZM226 59H227V57H226ZM238 59H239V58H238ZM240 59H241V58H240ZM254 59H255V58H254ZM263 59H264V58H263ZM263 59L261 58L260 60H263ZM201 60H202V59H201ZM201 60H199V61H201ZM228 60L230 61V59H228ZM233 60H234V59L232 58L231 61H233ZM252 60H253V59H252ZM255 60H256V59H255ZM255 60H254V61H255ZM258 60H259V59H258ZM260 60H259V61H260ZM132 61H133V60H132ZM134 61H135V60H134ZM190 61H193V60H190ZM199 61H198V62H199ZM205 61H206V60H205ZM205 61L203 60V62H205ZM207 61H208V60H207ZM211 61H212V60H210L209 62H211ZM231 61H230V62H231ZM237 61H238V60H237ZM240 61H241V60H240ZM244 61H245V60H244ZM249 61H250V60H249ZM256 61H257V60H256ZM135 62H136V61H135ZM188 62H189V63H188ZM201 62H202V61H201ZM213 62H215V61L213 60ZM217 62H215V63H217ZM223 62H224V61H223ZM234 62H236V61H234ZM242 62H243V61H241V63H240V62L238 61V64H242ZM252 62H253V61H252ZM260 62H261V61H260ZM191 63H193V62H191ZM219 63H221V62H219ZM227 63H229V62H227ZM257 63H258V61H257ZM261 63H262V62H261ZM261 63H260V65H261ZM263 63H264V62H263ZM162 64H163V63H162ZM188 64H189L190 66H189ZM194 64H195V63H194ZM194 64H193V65H194ZM209 64L214 65L212 62L209 63ZM222 64H223V63H222ZM231 64H232V63H230V65H231ZM233 64H234V63H233ZM233 64H232V65H233ZM248 64L251 65L252 63H249V62H248L247 64H244V65H246V68H247V65H248ZM253 64L256 65V63H253ZM253 64H252V65H253ZM196 65H197V63H196ZM198 65H199V64H198ZM198 65H197V66H198ZM217 65H218V67H219L220 64L217 63ZM217 65H215V66H217ZM227 65H228V64H227ZM234 65H237V64H234ZM244 65L242 64V66H244ZM221 66H223V65H221ZM242 66L240 67V65H239L240 68H242ZM257 66H258V64H257ZM262 66H263V64H262ZM191 67L193 68V66H191ZM198 67H200V66H198ZM206 67H207V66H206ZM206 67H205V68H206ZM208 67H210V66L208 65ZM223 67H224V66H223ZM233 67H235V66H233ZM236 67H237V66H236ZM239 67H237V69H236L237 71H238ZM244 67H245V66H244ZM244 67H243V68H244ZM263 67H264V66H263ZM187 68H188V69H187ZM194 68H195V65H194ZM194 68H193V69H194ZM210 68H211V67H210ZM216 68H217V67H216ZM228 68H231V67H228ZM228 68H226V69H228ZM251 68H252V67H251ZM251 68H247V69H248V74H249V70H251ZM254 68H255V66H254ZM254 68H252V70H253ZM256 68H257V67H256ZM256 68H255V69H256ZM260 68H261V67H260ZM172 69H171V70H172ZM185 69H186V70H185ZM199 69H200V68H199ZM212 69H214L213 66H212ZM224 69H225V68H224ZM226 69H225V70H226ZM233 69H234V68H233ZM257 69H258V68H257ZM168 70H169V69H168ZM171 70H170V71H171ZM191 70H192V69H191ZM197 70H198V69H197ZM197 70L195 69V71H197ZM206 70H207V69H206ZM206 70H205V73L207 72ZM208 70H210V69L208 68ZM221 70H222V67H221ZM240 70H241V69H240ZM261 70L263 71L262 68H261ZM170 71H165V72H169V73H171ZM198 71H200V70H198ZM201 71H202V69H201ZM210 71H212V70H210ZM217 71H218V70H217ZM227 71H228V70H227ZM229 71H230V70H229ZM245 71H246V69L244 68V70H243L242 72H245ZM253 71H254V70H253ZM253 71H252V73H253ZM258 71H259V69H258ZM258 71H257V73L260 74ZM262 71H260V72H262ZM213 72H214V71H213ZM221 72H223V71H220V73H221ZM224 72H225V71H224ZM230 72H231V71H230ZM233 72H234V71H233ZM254 72H256V71H254ZM92 73H93V72H92ZM172 73H171V74H172ZM211 73H212V72H211ZM215 73H216V72H215ZM217 73H219V72H217ZM220 73H219V74H220ZM225 73H226V72H225ZM231 73H232V72H231ZM238 73H241V72H238ZM246 73H247V71H246ZM246 73H245V74H246ZM252 73H250L249 75L251 76ZM257 73H253L252 76H255L254 74H257ZM262 73H264V72H262ZM180 74H181V73H180ZM192 74H194V75H192ZM202 74H204L203 71H202ZM202 74H200V75H202ZM206 74H210V72L208 71V73H206ZM206 74H204V77L199 75V76L201 77L202 81H203V84H206V83H208V82H210V81H214V80L211 79V77H213V74H212L211 77H210L211 74H210V75H206ZM219 74H217V75H218V76H221V75H219ZM221 74H222V73H221ZM228 74H229V73H228ZM228 74H227V76H229V77L232 76V75L230 76V75H228ZM241 74H242V73H241ZM248 74H247V75H248ZM258 74H257V75H258ZM172 75H173V74H172ZM187 75H188V76H187ZM205 75L210 77V78H209V77H208V78L206 77L207 80H208V79H211V80L208 81V82L206 81V82L204 83V80H203V79H205ZM224 75H225V74H224ZM233 75L235 76L236 74L233 73ZM182 76L180 75L179 77L181 78ZM199 76H198V77H199ZM218 76H217V78H218ZM227 76L225 75V76L223 77V75H222L221 77L223 78V80H224V79L227 80V78H226ZM234 76H232V77H234ZM243 76L245 77L244 74H243ZM243 76H242V78H243ZM252 76H251V77H252ZM259 76H261V74H260ZM179 77H178V78H179ZM202 77H203V78H202ZM214 77H216L215 74H214ZM214 77H213V78H214ZM247 77H248V76H247ZM255 77H257V76H255ZM262 77H263V76H262ZM176 78H177V77H176ZM190 78H191V77H189V79H190ZM222 78H221V79H222ZM236 78H239L238 75H237ZM242 78H241V79H242ZM252 78H253V77H252ZM252 78H251V79H252ZM183 79H184V78H183ZM193 79H195V81H199V80H196V76H195V78L193 77ZM198 79H199V78H198ZM201 79H200V80H201ZM218 79H219V78H218ZM218 79H216V81H217ZM221 79H220V80H221ZM230 79H231V78H230ZM230 79H229V80H230ZM232 79H233V78H232ZM232 79H231V80H232ZM239 79H240V78H239ZM243 79L245 80V78H243ZM249 79H250V77H249ZM249 79H246V80H249ZM258 79L260 80L261 78L258 77ZM191 80H192V78H191ZM205 80H206V79H205ZM223 80H222V81H223ZM234 80H235V82H236L235 84L232 83V84L234 85V87L237 86V85L240 84V83H243V85L241 84L240 86H237V89H238L239 87L242 88V86H244V87H245V90H246V89H247L246 87H247L248 85H250V86H249L250 88L252 87V85H255V84H256V85L253 86V87H256V86H257V83H255V81L257 80L256 78H255L254 82H252L253 79H252L251 81H244V82H241V81H239V80L237 79V80L239 81V82H237L236 79H235V77H234ZM259 80H257V81H259ZM261 80H262V81H259V82H261V83H260V84L258 83V84H259V86H257L258 88L255 89L257 92L261 91V89H263L262 87H264V83H263L264 80H263V78H262ZM218 81H219V80H218ZM218 81H217V82H218ZM219 82H220V81H219ZM219 82H218V83H219ZM227 82H228V80H227ZM230 82H231V81H230ZM233 82H234V81H233ZM200 83H202V82L199 81V82H198V85H199ZM218 83H217V85L219 86L221 82H220L219 84H218ZM237 83H238V84H237ZM254 83H255V84H254ZM203 84H202V85H203ZM213 84L215 85L216 82H214ZM213 84L210 82V85H209V86H210V87H211V86L214 87ZM222 84L225 85V83H222ZM230 84H231V83H230ZM232 84H231L230 86H232ZM236 84H237V85H236ZM187 85H189V84H187ZM187 85L185 86L186 88H187ZM193 85H194V84H193ZM198 85H196V86H198ZM206 85H207V84H206ZM206 85H203V88H204ZM224 85H222V86H224ZM190 86H192V85L190 84ZM200 86H201V85H200ZM207 86H208V85H207ZM227 86H229V83L227 84ZM130 87H132V86H130ZM192 87H193V86H192ZM219 87H220V86H219ZM219 87H218V88H219ZM215 88H216V86H215ZM227 88H228V87H227ZM227 88H226V89H227ZM229 88H230V87H229ZM229 88H228V90H226V91H229L230 89H233V87L230 88V89H229ZM235 88H236V87H235ZM235 88H234V89H235ZM241 88H240L241 93H242L241 96H243L244 93L242 92V89H241ZM189 89L191 90V88H189ZM189 89H188V90H189ZM192 89H195V86H194ZM198 89H199V91L202 90V89L199 88V87H198ZM198 89L196 88V90H198ZM200 89H201V90H200ZM208 89H209V88H208ZM212 89H213V88H212ZM220 89H221V88H220ZM220 89H219V90H220ZM248 89H249V88H248ZM253 89H254V88H253ZM190 90H189V91H190ZM206 90H207V89H206ZM206 90H204V91H206ZM222 90H224V89H222ZM240 90H237V91H240ZM192 91H194V90H191V92H192ZM204 91L202 90V93H201V94H203ZM210 91H211V89H209V93H210ZM214 91L217 92L218 89H217V88H216V90L213 89L212 93H214ZM226 91H225V94H226ZM235 91H236V89H235ZM243 91H244V88H243ZM247 91H248V90H247ZM247 91H246V93H247ZM249 91L251 92V90H249ZM249 91H248V93H250ZM263 91H264V89H263ZM122 92H124L123 89H122ZM136 92H137V91H136ZM195 92H196V91H195ZM216 92H215V93H216ZM218 92H220V94H221V91H218ZM253 92L255 93L254 90H253ZM253 92H252V93H253ZM257 92H256V94H257ZM261 92H262V91H261ZM124 93H125V92H124ZM196 93H198V92H196ZM206 93H207V91H206ZM206 93H204V94H206ZM227 93L229 94V93H231V92L229 91V92H227ZM232 93H233V92H232ZM237 93H238V92H235V93H234V94L236 95V97H238V95H239L240 92L238 93V95H237ZM248 93H247V94H248ZM263 93H264V92H263ZM263 93H262V94H263ZM201 94L199 93L198 95L201 96ZM204 94L202 95V98H205L206 95L204 96ZM207 94H208V93H207ZM218 94H219V93H218ZM259 94H260V96L262 95L261 93H258V95H259ZM133 95H134V94H133ZM196 95H197V94H196ZM209 95H210V94H209ZM212 95H214V94H212ZM221 95H222V94H221ZM223 95H224V92H223ZM226 95H227V94H226ZM229 95H230V94H229ZM229 95H228V96H229ZM244 95H245V94H244ZM250 95H251V94H250ZM254 95H255V94H254ZM254 95H253V96H254ZM258 95H257V96L255 95V97H256V98L259 97ZM123 96H124V95H123ZM125 96H126V95H125ZM125 96H124V97H125ZM216 96H217V95H216ZM218 96H219V95H218ZM231 96L235 97L233 94H231ZM251 96H252V95H251ZM8 97H9V96H8ZM14 97H15V96H14ZM37 97H38V96H37ZM119 97H121V94H120ZM206 97L210 98V97H212V96H208V95H207ZM223 97H226V96H222L221 98H223ZM239 97H240V96H239ZM245 97H246V96H245ZM247 97H248V96H247ZM247 97H246V98H247ZM3 98H4V97H3ZM5 98H6V97H5ZM11 98H12V97H11ZM17 98H18V97H17ZM111 98H112V97H111ZM114 98L116 99V97H114ZM133 98H134V97H133ZM189 98H190V97H189ZM191 98H192V97H191ZM200 98H201V97H200ZM200 98L198 97L197 99L199 100ZM213 98H215V97H213ZM213 98H212V99H213ZM226 98H227V97H226ZM226 98H225V100H227ZM253 98H254V97H253ZM260 98H261V97H260ZM13 99H14V98H13ZM18 99H20V98H18ZM26 99H27V98H26ZM26 99H25V100H26ZM32 99H34V98H32ZM32 99H31V100H32ZM35 99H36V98H35ZM66 99L68 100V98H66ZM117 99H118V97H117ZM119 99H121V98H119ZM122 99H123V97H122ZM122 99H121V100H122ZM126 99H127V98H126ZM128 99H129V100H128L129 103H127V101H126L125 99L122 100V103H120V101H118V100H117V101L115 100L114 103L111 102V103H109V104L106 106L107 109L103 112L104 114H103V113H98V114H99V115H105V114H106L103 118H104V119L107 118V120H109V121H107V123L110 122V123H108V125H110L111 123H112V124L114 123V125H116V127H117V124H118V127H119V126H123V129H124L125 127H127V126H124V125H125V123L128 122V121L126 120L125 117H121V114H120V113H124V114H128V115H129V113H133V112L130 110V108L132 109V105H130V103H132V102L130 101V99H132V98H128ZM134 99H135V98H134ZM187 99H188V98H187ZM187 99H186V101H187V103H188L189 105H191L192 107H194V108H196V109H199L198 112H199L200 110H203L202 112H207V110H206L204 107H210V106H204V105L200 104L203 100H202V101L199 100L198 103H197V102H195V101H192L193 98L190 99V100H187ZM194 99H195V98H194ZM194 99H193V100H194ZM217 99H218V97H217ZM219 99H220V98H219ZM228 99H231V98H228ZM233 99H235V98H233ZM233 99L230 100V102L234 101ZM236 99H237V98H236ZM240 99H243V101L247 100V99H245L244 97H243V98H240ZM244 99H245V100H244ZM250 99H251V98H250ZM254 99H255V98H254ZM257 99H259V98H257ZM257 99H255V100H257ZM261 99H262V98H261ZM16 100H17V99H16ZM51 100H52V99H49V98H45V97H41V96H40V97H38L37 100H35V101H36V103H38V101H39L40 103H41V102H44L43 104H46L48 101L50 102ZM58 100H59V99H58ZM58 100H57V101H58ZM64 100H65V99H64ZM67 100H65V101L62 100L61 102H62V103L65 102L67 105H68V104H69V105H72V106L75 107V108H76V107H80V106H83V107H84V105H83L84 103L82 102V100H78V99H74V100H70V101H67ZM205 100H206V99H205ZM210 100H211V98H210ZM215 100H216V99H215ZM221 100H222V99H221ZM221 100H218V101H220V103H222ZM237 100H238V99H237ZM255 100H253V101H255ZM262 100H263V99H262ZM23 101H24V99H23ZM26 101H27V100H26ZM33 101H34V100H33ZM200 101H201V102H200ZM211 101H212V100H211ZM227 101H229V100H227ZM241 101H242V100H240V103H241ZM248 101H249V100H248ZM251 101H252V100H250L249 102H251ZM61 102H60V103H61ZM183 102H184V101H183ZM199 102H200V103H199ZM206 102H210L209 99H208V101L206 100ZM213 102H215V101H213ZM258 102H260V101H258ZM263 102H264V101H263ZM263 102L261 101V104H262ZM27 103H28V102H27ZM50 103H51V102H50ZM62 103H61V104H62ZM123 103L126 104L127 106H126V105H123ZM185 103H186V102H185ZM236 103L238 104V102H236V100H235V103L233 102V104L235 105ZM242 103H244V102H242ZM252 103H253V102H252ZM34 104H35V103H34ZM47 104H48V103H47ZM55 104H56V103H55ZM132 104H133V106H134L135 108H137V103H132ZM204 104H205V102H204ZM207 104H209V103H207ZM216 104H217V101H216L213 105H216ZM223 104H224V100H223ZM225 104H226V103H225ZM227 104H228V103H227ZM245 104L247 105L246 102H245ZM245 104H241V106L244 105L245 107H247ZM254 104H256V103L254 102ZM259 104H260V103H259ZM261 104H260V105H261ZM40 105H41V104H40ZM56 105H58V104H56ZM209 105H210V104H209ZM211 105H212V104H211ZM231 105H232V103H231ZM234 105H232V106H234ZM239 105H240V104H239ZM256 105H257V104H256ZM260 105H259V106H260ZM49 106H50V105H49ZM64 106H66V105L64 104ZM220 106H222V104H221ZM229 106H230V105H229ZM251 106H252V105H251ZM251 106H250V104H249L250 109H251ZM259 106H258V107H259ZM46 107H47V106H46ZM66 107H67V106H66ZM66 107H65V108H66ZM235 107H237V106H235ZM256 107H257V106L252 107V108L254 109V108H256ZM261 107H262V106H261ZM6 108H7V107H6ZM34 108H35V107H34ZM52 108H53V107H52ZM52 108H51V109H52ZM70 108H71V107H70ZM70 108H69V109H70ZM81 108H82V107H80V109H81ZM146 108H147V106H146ZM149 108H150V107H149ZM218 108H219V107H218ZM224 108H225V107H224ZM231 108H232V107H231ZM231 108H230V109H231ZM240 108L243 109V107H240ZM262 108H263V107H262ZM262 108H261V109H262ZM77 109H78V108H77ZM196 109H195V110H196ZM210 109H211V108H210ZM210 109H209V110H210ZM212 109H214V106H212ZM212 109H211L210 112H212ZM219 109H220V108H219ZM221 109H222V108H221ZM221 109L218 110V112H220ZM230 109H229V110H230ZM238 109H239V108H238ZM247 109H249V108H247ZM247 109L245 108V109H244V110H245L244 112H246ZM250 109L248 110L249 113H251V112H250ZM253 109H251L252 112H253ZM257 109H258V108H257ZM261 109H260V110H261ZM8 110H9V109H8ZM58 110H59V109H58ZM97 110H98V109H97ZM204 110H205V111H204ZM216 110H217V109H216ZM216 110H215V111H216ZM222 110L224 111L225 109H222ZM226 110H227V109H226ZM234 110H235V109H234ZM258 110H259V109H258ZM258 110H257V112L260 111V110H259V111H258ZM263 110H264V109H263ZM61 111H62V110H61ZM78 111H80V110H78ZM90 111H92V110H90ZM94 111H95V110H93V112H94ZM102 111H103V110H101L100 112H102ZM174 111H175V110H174ZM223 111H222V112H223ZM236 111H237V110H236ZM254 111H255V109H254ZM6 112H7V111H6ZM8 112H10V111H8ZM98 112H99V111H98ZM105 112H106V113H105ZM175 112H176V111H175ZM213 112H214V110H213ZM226 112H227V111H226ZM230 112H231V111H230ZM234 112H235V111H234ZM239 112H240V111H239ZM242 112H243V110H242ZM242 112H240L239 115H240V114L242 115ZM255 112H256V111H255ZM255 112H254V113H255ZM257 112H256V114H257ZM53 113H54V112H53ZM66 113H67V111H66ZM90 113H92V112H90ZM96 113H97V112H94L92 115H98V114H96ZM169 113H170V112H169ZM178 113H179V112H178ZM220 113H221V112H220ZM228 113H229V112H228ZM232 113H233V111H232ZM246 113H247V112H246ZM259 113H260V112H259ZM262 113H263V112H262ZM59 114H61V113H59ZM82 114H83V113H82ZM119 114H120V115H119ZM124 114H123V115H124ZM182 114H183V113H182ZM185 114H186V113H185ZM233 114H235L234 117H236V115L238 116V114H236V113H233ZM251 114H252V113H251ZM251 114H249V115L251 116ZM256 114H255V115H256ZM76 115H77V114H76ZM99 115H98V118H99V117H102V116H99ZM186 115H187V114H186ZM222 115H224V114H222ZM222 115H221V116H222ZM225 115H227V114L225 113ZM228 115H229V114H228ZM230 115H231V114H230ZM244 115H246V114H244ZM255 115L252 114V116H255ZM24 116H25V115H24ZM51 116H52V115H51ZM56 116H57V115H56ZM66 116H67V115H66ZM70 116H71V115H70ZM119 116H120V117H119ZM133 116H134V114H133V115L130 114L129 118H131V117H133ZM175 116H176V115H175ZM213 116H214V115H213ZM219 116H220V115H219ZM231 116H233V115H231ZM231 116H230V117H231ZM242 116H243V115H242ZM259 116H260V115H259ZM259 116H258V117H259ZM261 116H262V114H261ZM68 117H69V116H68ZM85 117H86V116H85ZM177 117H178V116H177ZM234 117H233V118H234ZM246 117L248 118L249 116L247 115ZM255 117H256V116H255ZM255 117H253V118H255ZM60 118H61V117H60ZM63 118H64V117H63ZM70 118H71V117H70ZM70 118H69V119H70ZM72 118H73V116H72ZM80 118H81V117H80ZM93 118H94V117H93ZM134 118H135V117H134ZM198 118H199V117H198ZM238 118H239V117H238ZM240 118H241V117H240ZM73 119H75V118H73ZM73 119H72V120H73ZM96 119H97V118H96ZM96 119H95V120H96ZM99 119L101 120V118H99ZM104 119H102V120H104ZM135 119H136V118H135ZM223 119H224V118H223ZM236 119H237V118H236ZM255 119H256V120H259V119H257V117H256ZM85 120H86V119H85ZM85 120H84V121H85ZM91 120H93V119H91ZM100 120H99V121H100ZM131 120H132V118H131ZM157 120H158V119H157ZM229 120H230V119H229ZM246 120H247V119H246ZM248 120H249V119H248ZM252 120H253V119L250 118V121H252ZM256 120H255V121H256ZM27 121H29V120H27ZM32 121H33V120H32ZM38 121H39V120H38ZM61 121H62V119H61ZM61 121H60V122H61ZM86 121H87V120H86ZM86 121H85V122H86ZM97 121H98V120H96V122H97ZM134 121H135V120H134ZM134 121H133V122H134ZM232 121H233V120H232ZM236 121H237V120H236ZM240 121H241V120H240ZM243 121H244V120H243ZM243 121H241V122L243 123ZM259 121H261V119H260ZM263 121H264V120H263ZM29 122H30V121H29ZM29 122H28V123H29ZM54 122H55V121H54ZM63 122H64V121H63ZM81 122H82V120H81ZM87 122H89V121H87ZM87 122H86V123H87ZM96 122H94V123H96ZM227 122H228V121H227ZM256 122H258V121H256ZM94 123H93V124H94ZM100 123H103V121L100 122ZM105 123H106V122H105ZM107 123H106V124H107ZM134 123H136V122H134ZM184 123H185V122H184ZM231 123H232V122H231ZM245 123L247 124V122H245ZM253 123H254V121H253ZM253 123H251V124H253ZM33 124L35 125V124H37V123H33ZM77 124H78V123H77ZM87 124H88V123H87ZM96 124H98V123H96ZM103 124H104V123H103ZM106 124H104V125H106ZM120 124H121V125H120ZM122 124H123V125H122ZM131 124H132V122H131ZM143 124H144V123H143ZM243 124H244V123H243ZM248 124H249V123H248ZM261 124H262V123H261ZM38 125H39V124H38ZM43 125H44V124H43ZM51 125H52L51 129H52V128H53V124H51ZM51 125H50V126H51ZM75 125H76V124H75ZM81 125H82V124H81ZM83 125H85V124H83ZM98 125L101 127L100 124H98ZM98 125H97V126H98ZM126 125H127V124H126ZM132 125H133V124H132ZM132 125H131V126H132ZM155 125H156V124H155ZM160 125H161V124H160ZM263 125H264V124H263ZM40 126H41V125H40ZM40 126H38V127H37V126H34V127L39 128ZM44 126H45V125H44ZM48 126H49V125H47V127H48ZM50 126H49V127H50ZM61 126H62V125H61ZM65 126H66V125H65ZM68 126H70V125H68ZM72 126H73V125H72ZM88 126H90V129H91V124H90V125L88 124ZM112 126H113V125H112ZM133 126H137V124H136V125H133ZM150 126H151V125H150ZM150 126H149V127H150ZM182 126H183V125H182ZM205 126H206V125H205ZM242 126H243V125H242ZM249 126H250V125H249ZM251 126H253V125H251ZM254 126H255V125H254ZM254 126H253V127H254ZM257 126H258V125H257ZM21 127H22V126H21ZM27 127H28V126H27ZM56 127H57L56 129H59V130H60V127H59V128H58V126H56ZM73 127H74V126H73ZM73 127H72V128L70 127L69 129H70V130H71V129L73 130V129H74ZM84 127H85V126H84ZM93 127H94V126H93ZM106 127H107V126H106ZM113 127H114L113 129H115V133H116V135H117V134L119 135L120 132L117 133V132H118V131H117V130H118V129H117L118 127H117V128H115V126H113ZM145 127H147V126H145ZM157 127H158V126H157ZM192 127H193V126H192ZM255 127H256V126H255ZM23 128H24V127H23ZM63 128H64V127H63ZM65 128H66V127H65ZM78 128H80V126H78ZM86 128H87V126H86ZM127 128H129V127H127ZM131 128H132V127H131ZM152 128H153V127H152ZM155 128H156V127H155ZM263 128H264V127H263ZM33 129L38 131V129L32 128V130H33ZM39 129H40V128H39ZM41 129H42V130H46L47 128L45 129L43 126H41ZM49 129H50V128H49ZM51 129H50V132H49L48 129H47V132L44 133V134L47 135V137H46V135H45V137L48 139V140L46 139V141H47V142L49 141L48 143H50V146L47 145V147L49 146L48 149H51V147L53 148V149H51V150L53 151V153H51L52 151H49V152L51 153L50 158L48 157L50 153L48 154V152H46V149H47V148L45 149V147L41 146L42 148H44L43 151H42V150H40V149H42V148L39 147L41 144L44 145L45 142H46V141L44 142V140H42V139L44 138L43 131L41 130V131H42L41 133L43 134V136H41V138L43 137L42 139H41L40 137H38L39 135L36 136V138L39 139L38 141H40V142H38V141L36 140V141L39 143V145H37V147H36L37 153L39 152L38 149L40 148L39 150L42 151V153H43V152H44V153L46 152L45 154H47V156H44L45 154H44V155H43V154H42V155L40 154L41 156H40L39 158H41L43 161H44V159H43L42 156H44L45 158H46V157L48 158V159L45 160L44 162H40L41 164L39 163V166L43 164L42 166L39 167L40 169L38 168L39 170L43 171L44 174H45L46 169H49V171L47 170L46 175L49 174V176H51V179L53 178L52 176H54V174H55V175H58V176H55L54 178H58L59 175H60L61 179L64 178L65 180L67 179V181H68L69 179H74V178H76V177L81 178V180L74 179L75 181H71L72 183H73V182L75 183L76 181H81V182H82V180H86L85 182H87V180L89 181V179L92 178V179H93V183L95 184V181H97L98 178H99V180H100L99 182H100V183L97 181V182L99 183V185H96V184H95V186H99V187H100L101 185H104V183H108V182H109L110 184H112V187H111V185H106V186L104 185L105 189L107 190V188H109V190H111V189H110V187H111L113 191L111 190L110 192H116V194H117V196L119 197V200H120V201H122V200L124 199L123 197H125V196L129 193L130 190L127 191L128 193H125V192H124L125 194H122L121 192L123 191V189H124V187H125V186H124L125 183H124V182H121V181L119 180V177H118V179H117V177H115V176H111V175H110L111 177L109 176V173L111 174V172H113V173H112L113 175H114V173L117 174V176H119V175L121 174V172H122L123 169H121V172H120V174L118 175L117 171L119 172L120 168H117V167H116V166H117L116 164L118 163L116 160H119V158H120L121 156L116 157L117 159L115 158L116 160H113V161H112L113 163H114V162H117V163H115L116 166L113 165V166H115L116 168H112V167H110V164L108 165L110 168H109V167L107 168V167H105V166H101V165H104V162L100 161L101 163H98V164H97V161H98V159H97V161L95 162L94 168L92 169L93 166H91L90 163H88V161H86V160L88 159V158H87L88 154H86L87 156L85 155V157H83V156H84L83 153H82V154H83V156H82L81 153L76 152V150L78 149V147H80V146H81L82 144H84V143H87V142H86L87 139H86V140L84 139L85 142H83V143L80 141V142L82 143V144L80 143V146H78V145L76 144L77 147H74V146L72 147V146H70V145H68V144H65V143H64L65 141H64V142H63V141L61 142L60 139H61V138H64V137H60V138H59V136H58V138H56V136L59 134V132L62 131V127H61V131L58 132V130H57V135H55V134L52 132ZM54 129H55V126H54ZM66 129H67V128H66ZM69 129H68V130H69ZM98 129H99V128H97V130H98ZM107 129H108V127H107ZM107 129H105V130L107 131ZM113 129H112V131L114 132ZM116 129H117V130H116ZM119 129H120V127H119ZM123 129H120V131L123 130ZM125 129H126V128H125ZM145 129H146V128H145ZM29 130H30V129H29ZM32 130H30V131L33 132ZM64 130H65V129H64ZM87 130H89V128H87ZM87 130H86V131H87ZM103 130H104V129H103V125H102V132H104ZM156 130H157V129H156ZM250 130H251V129H250ZM262 130H263V129H262ZM18 131H20V130H18ZM26 131H27V129H26ZM30 131H29V132H30ZM74 131H75V133H76L77 130L74 129L73 132H71V133H69V134L71 135L72 133H74ZM81 131H84V130L81 129ZM93 131H96V130L93 129L91 132H93ZM126 131H127V129H126ZM260 131H261V130H260ZM24 132H25V130H24ZM29 132H28V133H29ZM31 132H30V134H32ZM66 132H68V131H65L64 133H66ZM69 132H70V131H69ZM89 132H90V130H89ZM96 132H97V131H96ZM159 132L162 133L161 130H160ZM262 132H263V131H262ZM35 133L38 134V132H35ZM41 133H39V134L42 135ZM62 133H63V132H62ZM83 133H84V132H82V134H83ZM85 133H87V132H85ZM93 133H94V132H93ZM123 133H125V132L123 131ZM123 133L121 134V138H122L121 140H123L124 138H126V136L123 138ZM126 133H128V132H126ZM18 134H19V133H18ZM21 134H22V133H21ZM60 134H61V133H60ZM76 134H77V133H76ZM87 134H88V133H87ZM129 134H130V133H129ZM145 134H146V133H145ZM153 134H154V133H153ZM162 134H163V133H162ZM253 134H255V133H253ZM256 134H257V133H256ZM22 135H24V133H23ZM33 135H36V134L33 133L32 135H30V137H31V136L34 137ZM64 135H65V137H67L68 134H67V135L64 134ZM64 135H63V136H64ZM79 135H80V137H81V133H80ZM89 135H90V133H89ZM98 135H100V137H99ZM102 135H103V138H107V139H109V140H110V138L113 136V138H114L113 140H116V137L114 136V134L111 135V134H109V133H101V134H100V133L98 132V134L95 135V136H97L96 138L99 137V139H100ZM163 135H164V134H163ZM163 135H162V136H163ZM166 135H167V133H166ZM17 136H18V135H17ZM71 136H72V135H71ZM129 136H130V135H129ZM129 136H128V137H129ZM133 136H134V135H133ZM145 136H146V135H145ZM153 136H154V135H153ZM159 136H160V135H159ZM170 136H171V135H170ZM257 136H258V135H257ZM23 137H25V136H23ZM32 137H31V138H32ZM191 137H192V136H191ZM28 138H29V136H28ZM31 138H29L30 140H28L27 142H30L31 145H32V143H34V144L32 145V149H33V146H34V145L36 146V144H35L36 141H34L36 138H34L33 140H31ZM74 138H75V136H74ZM82 138H84V137H82ZM132 138H133V137H132ZM135 138H136V137H135ZM25 139H26V138H25ZM44 139H45V138H44ZM65 139H66V138H64V140H65ZM72 139H73V138H72ZM89 139H90V138H89ZM92 139H93V138H92ZM127 139H128V138H127ZM146 139L148 140V138H146ZM152 139H154V138H152ZM249 139H250V138H249ZM254 139H255V138H254ZM259 139H260V138H259ZM262 139H263V138H262ZM23 140H24V139H23ZM41 140H42V141H41ZM62 140H63V139H62ZM67 140H70V138L67 139ZM73 140H74V139H73ZM118 140H119V138H118ZM190 140H191V139H190ZM25 141H26V140H24V142H25ZM31 141H32V143H31ZM87 141H88V140H87ZM92 141H93V140H92ZM101 141H103V140H101ZM107 141H108V140H107ZM123 141H124V140H123ZM131 141H132V140H131ZM165 141H166V140H165ZM167 141H168V140H167ZM192 141H193V140H192ZM20 142H21V141H20ZM24 142H23V143H24ZM37 142H36V143H37ZM41 142H42V143H41ZM71 142H72V141H71ZM88 142H89V141H88ZM103 142H104V144L106 143L105 141H103ZM113 142H114V141H113ZM116 142H117L118 144L120 143L119 141H116ZM121 142H122V141H121ZM136 142H137V141H136ZM263 142H264V141H263ZM23 143H22V144H23ZM38 143H37V144H38ZM43 143H44V144H43ZM48 143H47V144H48ZM72 143H74V142H72ZM90 143H91V140H90ZM93 143H95V142H93ZM117 143H115V144H117ZM125 143L127 144L126 141H125ZM207 143H208V142H207ZM24 144H25V143H24ZM30 144H29V145H30ZM74 144H75V143H74ZM95 144H97V147L99 146L98 143H95ZM95 144H94V146H95ZM102 144H103V143H102ZM121 144H122V143H121ZM159 144H160V143H159ZM204 144H205V143H204ZM204 144H203V145H204ZM211 144H212V143H211ZM76 145H75V146H76ZM87 145H88V143H87ZM105 145H106V148H105V149L107 150V152H109V153L111 152V153H112L113 151H111V150L109 151V150L107 149V148H109V146L111 147L112 145L109 144V146H108L107 143H106ZM105 145H104V146H105ZM119 145H120V144H119ZM131 145H132V144H131ZM195 145H196V144H195ZM206 145H207V144H206ZM209 145H210V144H209ZM24 146H25V145H24ZM35 146H34V148H35ZM101 146H102V145H100L99 148H102ZM120 146H121V145H120ZM122 146H123V145H122ZM124 146H125V145H124ZM124 146H123V149H122V150H125V149L128 150V149L125 148V147H126V146L129 147V146H128V145H126L125 147H124ZM161 146H162V145H161ZM170 146L173 147L174 145L172 146V145L170 144ZM177 146H178V145H177ZM199 146H200V145H199ZM201 146H202V145H201ZM91 147L93 148L92 144H91V146H90V145L88 146V148H91ZM131 147H133V146H131ZM131 147H129V148L131 149ZM137 147H138V146H137ZM153 147H154V146H153ZM158 147H159V146H158ZM164 147H165V146H164ZM174 147H175V146H174ZM26 148H27V147H26ZM26 148H25V149H26ZM37 148H38V149H37ZM72 148H76V149L74 150V149H72ZM81 148H83L82 150L85 151V149H84L85 147H84L83 145L81 146ZM81 148H80V150H77V151H81ZM113 148H114V147H112V150H113ZM117 148H118V147H117ZM119 148H120V147H119ZM119 148H118V149H119ZM124 148H125V149H124ZM180 148H181V147H180ZM28 149H29V148H28ZM48 149H47V150H48ZM95 149H96V148L94 147V150H95ZM102 149H103V148H102ZM105 149H104V150H105ZM109 149H111V148H109ZM114 149H116V148H114ZM136 149H137V148H136ZM151 149H153V148H151ZM156 149H157V148H156ZM33 150H34V149H33ZM44 150H45V151H44ZM86 150H87V149H86ZM119 150L121 151V149H119ZM131 150H133V152H134V149H131ZM137 150H138V149H137ZM137 150H135V151H136L135 153H137ZM171 150H172V149H171ZM87 151H88V150H87ZM97 151L101 152V151H103V150L100 151V150H98V148H97V149L95 150V152H97ZM128 151H129V150H128ZM128 151H127V153H128ZM147 151H148V150H147ZM180 151H182V150H180ZM197 151H198V150H197ZM215 151H216V150H215ZM23 152H24V151H23ZM23 152H22V153H23ZM91 152H92L91 154H94V155H92V156H94V157L96 158V156H95L96 153H94L93 150H91ZM103 152H104V151H103ZM103 152H102V153H103ZM116 152L119 153V154L122 153V151L119 152L118 150L115 151V153H116ZM133 152L131 151V152H129V153H132V154H133ZM176 152H177V151H176ZM202 152H203V151H202ZM204 152H205V151H204ZM234 152H235V151H234ZM28 153H29V152H28ZM33 153H34V152H33ZM37 153H36V154H37ZM39 153H41V152H39ZM54 153L59 154V155H57L58 157H55L56 154H54ZM88 153H90V152H88ZM97 153H98V152H97ZM109 153H108V154H109ZM111 153H110L109 155H111ZM124 153H125V152H124ZM124 153H123V154H124ZM127 153H126V154H127ZM199 153H200V152H199ZM232 153H233V151H232ZM238 153H239V152H238ZM18 154H19V153H18ZM30 154H32V153H30ZM53 154H54V155H53ZM108 154L105 153L106 156H107ZM112 154H113V153H112ZM123 154H122V156H126L125 154H124V155H123ZM152 154H153V153H152ZM154 154H155V153H154ZM180 154H181V152H180ZM182 154H183V153H182ZM261 154H262V153H261ZM37 155H38V154H37ZM37 155H36V156H37ZM100 155L104 156V154H100ZM100 155H97V157L100 156ZM113 155L118 156V155H116V154H113ZM113 155H111V156H113ZM133 155H134V154H133ZM157 155H158V154H157ZM162 155H163V154H162ZM194 155H195V154H194ZM231 155H233V156H235V157H238V158H241V157L239 156L240 154L237 155V154L233 153V154H231ZM242 155H243V154H242ZM24 156H26V155H24ZM51 156H53V158H54V157L57 158V160H56V159L54 160L53 158L51 159ZM60 156H61V158H59ZM111 156H110V157H111ZM115 156H113V157H115ZM129 156H131V154H129ZM153 156H154V155H153ZM168 156H169V155H168ZM196 156H197V155H196ZM15 157H16V156H15ZM20 157H21V156H20ZM33 157H34V155H33ZM113 157H112V158H113ZM134 157H135V156H134ZM134 157L131 156V157L128 159L127 156H126V157H124V160H123L122 158H121L120 160H122V163H127V165L129 164L128 162H130V161L133 160L132 163L134 164V162L137 161V160L134 161V159H133ZM200 157H202V156H200ZM203 157H204V156H203ZM205 157H206V156H205ZM245 157H246V156H245ZM249 157H250V156H249ZM21 158H22V157H21ZM35 158H36V157H34V160H35ZM39 158H38V159H39ZM84 158H85L86 160H85ZM98 158H100V157H98ZM101 158H102V159H101ZM101 158H100L99 160H103V157H101ZM125 158H126L127 160H129V161L126 162ZM131 158H132V159H131ZM135 158H137V154H136V157H135ZM140 158H141V157H140ZM217 158H218V157H217ZM31 159H32V157H31ZM38 159H37V160H38ZM89 159H90V161H91V163H92V165H93V162H94L93 157H92V158L90 157ZM91 159H93V162H92ZM113 159H114V158H113ZM207 159H208V158H207ZM210 159H211V158H210ZM218 159H219V158H218ZM244 159H245V158L243 157V160H244ZM22 160H23V159H22ZM24 160H25V159H24ZM24 160H23V161H24ZM32 160H33V159H32ZM95 160H96V159H95ZM106 160L110 161L109 158L107 159V157H106ZM120 160H119V162H120ZM219 160H220V159H219ZM23 161H22V162H23ZM38 161H39V160H38ZM103 161H104V160H103ZM123 161H125V162H123ZM148 161H149V160H148ZM249 161H251V160H249ZM98 162H99V161H98ZM143 162L145 163V161H143ZM216 162H217V161H216ZM19 163H20V162H19ZM60 163H61L62 165H61ZM102 163H103V164H102ZM105 163H108V162L106 161ZM132 163L130 162V164H132ZM141 163H142V162H141ZM141 163H140V165H141ZM249 163H250V162H249ZM249 163H247V164H249ZM21 164H22V163H21ZM23 164H24V163H23ZM37 164H38V163H37ZM37 164H35V165H37ZM96 164H97V166L100 164V166L97 167ZM119 164L121 165V168H124V171H123V172H125L126 169H128L127 167H129V169L132 168L131 166H129L130 164H129L128 166L126 165V166H125L126 168L123 167V164H121V162H120ZM119 164H118V166H119ZM137 164H138V162H137ZM146 164H147V163H146ZM26 165H27V164H26ZM28 165H29V164H28ZM33 165H34V164H33ZM105 165H106V164H105ZM134 165H136V164H134ZM134 165H133V166H134ZM143 165H144V164H143ZM209 165H211V164H209ZM252 165H253V164H252ZM111 166H112V165H111ZM152 166H153V165H152ZM155 166H156V165H155ZM219 166H220V165H219ZM245 166H247V165H245ZM245 166H244V167H245ZM59 167H60V169H59ZM61 167H63V168L61 169ZM119 167H120V166H119ZM134 167H135V166H134ZM134 167H133V168H134ZM148 167H149V166H148ZM153 167H154V166H153ZM159 167H160V166H159ZM159 167H158V169H159ZM209 167H212V168H213V166H209ZM215 167H216V166H215ZM217 167H218V166H217ZM248 167H249V166H248ZM248 167H247V168H248ZM29 168H30V167H29ZM35 168H37V166H36ZM133 168H132V169H133ZM150 168H151V167H150ZM163 168H164V167H163ZM172 168H174V167H172ZM253 168H254V167H253ZM15 169H16V168H15ZM30 169H31V168H30ZM91 169L94 170V171L92 172ZM134 169H135V168H134ZM139 169H140V168H139ZM142 169H143V168H142ZM151 169H152V168H151ZM153 169H154V168H153ZM165 169H166V168H165ZM213 169H214V168H213ZM217 169H219V168H217ZM95 170H96V172H95ZM144 170H145V169H144ZM146 170H149V168H148V169L146 168ZM146 170H145V171H146ZM154 170H155V169H154ZM163 170H164V169H162V172H163ZM168 170H170V169H168ZM177 170H178V169H177ZM177 170H176V171H177ZM182 170H183V169H182ZM219 170H221V169H219ZM219 170H218V171H219ZM247 170H248V169H247ZM250 170H251V169H250ZM128 171H129V170H127V173H128ZM160 171H161V169H160ZM174 171H175V170H174ZM208 171H209V170H208ZM24 172H25V171H24ZM34 172H35V171H34ZM36 172H37V169H36ZM91 172H92V173H91ZM108 172H109V173H108ZM129 172H130V171H129ZM131 172H132V171H131ZM131 172H130L128 175H131ZM134 172H135V171H134ZM142 172H143V171H142ZM149 172H150V171H149ZM151 172H152V171H151ZM151 172H150V173H151ZM154 172H155V171H154ZM170 172H173V170H170ZM170 172H168V173H170ZM209 172H210V171H209ZM211 172H212V171H211ZM219 172H221V171H219ZM20 173H21V172H20ZM106 173L108 174V176H105V175H107ZM132 173H133V172H132ZM163 173H164V172H163ZM163 173H162V174H163ZM168 173H167V174H168ZM179 173H180V172H179ZM184 173H185V172H184ZM187 173H188V172H187ZM187 173H186V174H187ZM217 173H218V172H217ZM34 174H35V173H34ZM40 174H41V176L43 175L41 172H40ZM90 174H91V176H90ZM122 174H123V173H122ZM122 174H121V177H122L125 173H124L123 175H122ZM147 174H148V173H147ZM157 174H158V173H157ZM170 174H171V173H170ZM173 174H174V172H173ZM186 174H184L183 176H185ZM224 174H225V173H224ZM93 175H95L96 177H98L97 180L94 181V177H95V176H93ZM132 175H133V174H132ZM160 175H161V172H160ZM175 175L177 176V174H175ZM175 175H174V176H175ZM188 175H192V174L189 173ZM196 175H197V174H196ZM203 175H204V174H203ZM209 175H210V174H209ZM22 176H23V175H22ZM43 176H44V175H43ZM49 176H48V177H49ZM89 176H90L91 178H90ZM92 176H93V177H92ZM104 176H105V177H104ZM124 176H125V175H124ZM133 176H134V175H133ZM157 176H158V175H157ZM162 176H163V175H162ZM178 176H180V175L178 174ZM186 176H187V175H186ZM248 176H249V175H248ZM251 176H252V175H251ZM38 177H39V175L37 176V178H38ZM106 177H109V179L112 178V177H114V178H113V179H110L111 181H110V180L108 181V180H107L108 178H106ZM131 177H132V176H131ZM131 177H130V178H131ZM136 177H137V176H136ZM151 177H152V176H151ZM151 177H150V178H151ZM159 177H160V176H159ZM171 177H172V176H171ZM181 177H182V176H180L179 178L182 179ZM220 177H221V176H220ZM246 177H247V176H246ZM246 177H245V181H246V179H247ZM16 178H17V177H16ZM25 178H27V177H25ZM28 178H29V177H28ZM30 178H31V177H30ZM30 178H29V180H30ZM41 178H42V177H41ZM44 178H45V177H44ZM54 178L51 180L50 183L52 184V181H53V182L55 181L56 183H55V184L53 183V184L51 185L52 187H50V188H51L50 190L48 189L50 183L48 184V182H43V181H42V183H47L45 186H42L43 184L41 185V186L43 187V189H48V192L46 193V195H48V196H52V198H55V199H57V200H58V199H61V200H60V203H62L61 201H62V198H63L64 200H63V203H62V204H65V205H66V204L68 205V204H71V203H72V204L69 205V206L66 205L67 208H66L65 206L63 207V205L61 204V205H62L61 207L65 208V209H64L65 211L69 210L70 207H71L74 203L77 204L76 206L74 205V207H78V208H77L78 210L76 209L75 211H77V212H76V214H74V212H73L72 210H74L75 208L72 206V207H71V211H68V213H66V212L63 213V214H62V212H61V213H57V214H62L63 216H62V215H61V216L63 217L64 220H63V219H60V218H61L60 215H58L59 217L56 216L57 214H55V215L53 216L54 218H53L52 220H53V221L57 220L58 222L55 223L56 221H55V222L52 221V222H53V224H52V227H53V228H51L52 231L50 232V234H49L48 232H46V233H48V236L50 237L49 240L53 239V236L55 237L56 234L59 233V232H65L66 235H67L68 233H71V231H72L73 229H76V230L79 229L80 227H78V226H80V225H78V226H77V225H72V223L75 222V224H76V222H77L76 217H78V215H77L78 213H80V215H81V214H82L81 212L84 211V209H88L87 207H89L88 205H90V204H87V203H86V202L89 200V199H87V198H89V196H90V198H92V195L95 194V193L92 194L93 191L91 190L90 186H89V188H88V186H87V188H88V192H87V190H86V191L84 190V192H87V193L84 194L85 197H87V198H86L87 200H86V202H85V200L82 202L83 199H82L81 196H83V198H84V195L81 194L82 191H83V189H82L81 191H78V190H80V189H77V188H80V187H78V186H74L76 183H75V184L73 183V184H72L73 186H72V185L70 184L71 182H70V183H69V182L66 183L65 180H61V181H60V178H58L57 180L60 181L62 184H63V183H64V184L61 185V186H59V184H61V183H58L57 180L54 179ZM82 178H83V179H82ZM88 178H89V179H88ZM105 178H106V179H105ZM125 178H126V177H125ZM160 178H161V177H160ZM184 178H185V177H184ZM187 178H188V177H186V179H187ZM217 178H218V177H217ZM217 178H216V179H217ZM34 179H35V178H34ZM47 179H48V178H47ZM49 179H50V178H49ZM95 179H96V178H95ZM122 179H124V178L122 177ZM122 179H121V180H122ZM133 179L136 180L135 178H133ZM133 179H132V181H133ZM166 179H167V178H166ZM166 179H165V180H166ZM174 179H175V178H174ZM186 179H185V180H186ZM198 179H199V177H198ZM203 179H204V178H203ZM211 179H212V178H211ZM220 179H221V178H220ZM229 179H231V178H229ZM229 179H228V180H229ZM248 179H249V178H248ZM17 180H18V179H17ZM39 180H40V179H39ZM106 180H107L108 182H107ZM112 180H113V183H111ZM126 180H127V179H126ZM156 180H157V179H156ZM169 180H170V179H169ZM169 180H168V181H169ZM188 180H190V179L188 178ZM188 180H187V181H188ZM204 180H205V179H204ZM214 180H215V179H214ZM217 180H218V179H217ZM222 180H223V178H222ZM224 180H226V182H227V179H224ZM15 181H16V180H15ZM32 181H33V180H32ZM35 181H36V180H35ZM44 181H45V179H44ZM46 181H48V180H46ZM62 181H63V182H62ZM90 181H91V180H90ZM90 181H89V184L91 185L92 182L90 183ZM105 181H106V182H105ZM124 181H125V180H124ZM150 181H151V180H150ZM183 181H184V180H183ZM183 181H180V182H183ZM187 181H186V182H187ZM209 181H210V180H209ZM249 181H250V180H249ZM27 182H28V181H27ZM33 182H34V181H33ZM37 182H38V180H37ZM81 182H77V183H80V186H81V184L83 183V182H82V183H81ZM85 182H84L85 186H84V184H82L84 188L86 187V184H88V183H85ZM130 182H131V181H130ZM130 182H129V183H130ZM151 182H152V184H153V183L156 182V181L154 180V182H153V180H152ZM174 182H175V181H174ZM201 182H202V181H201ZM206 182H207V181H206ZM217 182H219V181H217ZM220 182H221V181H220ZM235 182H236V181H235ZM243 182H244V181H243ZM23 183H24V182H23ZM28 183H29V182H28ZM65 183H66V184H65ZM93 183H92V184H93ZM98 183H97V184H98ZM102 183H103V184H102ZM109 183H108V184H109ZM123 183H124V184H123ZM127 183H128V182H127ZM127 183H126V184H127ZM133 183H134V182H132V184H133ZM148 183H149V182H148ZM157 183H158V182H157ZM157 183H156V184H157ZM169 183H172V182H169ZM208 183H209V182H208ZM208 183H207V185L210 186V184H208ZM247 183H248V181H247ZM32 184H33V183H32ZM36 184H37V183H36ZM56 184H58V186H54V187H53V185H56ZM134 184H135V186H136V185H137V181H136ZM179 184H180V183H179ZM188 184H189V183H188ZM190 184H192V183H190ZM221 184H224V183L222 182ZM225 184H226V183H225ZM238 184H240V183H238ZM250 184H251V182H250ZM21 185H22V183H21ZM21 185H20V186H21ZM28 185H29V184H28ZM38 185H39V184H38ZM38 185H36V186H38ZM47 185H48V187H47ZM129 185H130V184H129ZM154 185H155V183H154ZM159 185H160V183H159ZM162 185H163V184H162ZM165 185H166V184H165ZM211 185H212V184H211ZM231 185H232V184H231ZM234 185H235V184H234ZM234 185H233V186H234ZM241 185L243 186V184H241ZM244 185H245V184H244ZM246 185H248V184H246ZM252 185H254V184H252ZM18 186H19V185H18ZM25 186H26V185H25ZM29 186H31V185H29ZM33 186H34V187H33ZM33 186H31V188H35V185H33ZM108 186H110V187H108ZM131 186H133V185H131ZM175 186H176V185H175ZM185 186H186V188L188 187L187 185H185ZM213 186H214V185H213ZM226 186H227V185H226ZM228 186H229V185H228ZM228 186H227V187H228ZM238 186H240V185H237V186H234V187H238ZM16 187H17V186H16ZM21 187H23V186H21ZM42 187H39L40 190H42V189H41ZM44 187H45V188H44ZM46 187H47V188H46ZM76 187H77V188H76ZM91 187H93V186L91 185ZM102 187H103V186H102ZM106 187H107V188H106ZM224 187H225V186H224ZM249 187H250V186H249ZM251 187H252V186H251ZM17 188H18V187H17ZM25 188H26V187H25ZM29 188H30V187H29ZM37 188H38V187H37ZM37 188H35V189H29V192H31V193L33 192V193H34L36 190H39V189H37ZM87 188H86V189H87ZM93 188L95 189V187H93ZM125 188H127V187H125ZM131 188H133V190H134V188H137V186H136V187H131ZM157 188H158V187H157ZM173 188H174V186H173ZM180 188H181V187H180ZM183 188H184V187H183ZM188 188H189V187H188ZM191 188H192V187H191ZM195 188H196V187H195ZM253 188H255V187H253ZM22 189H24V188H22ZM22 189H21V190H22ZM89 189H90L91 191H89ZM94 189H93V190H94ZM98 189L100 190L101 188H98ZM129 189H130V188H129ZM158 189H159V188H158ZM163 189H164V187H163ZM169 189H170V188H169ZM184 189H185V188H184ZM189 189H190V188H189ZM189 189H188V190H189ZM192 189H194V187H193ZM207 189H208V188H207ZM226 189H227V188H226ZM237 189H238V188H237ZM27 190H28V189H27ZM30 190H31V191H30ZM33 190H34V191H33ZM99 190H97V192H98ZM161 190H162V189H161ZM171 190H172V189H171ZM175 190H177V189H175ZM194 190H196V189H194ZM210 190H212V189H210ZM214 190H215V189H214ZM217 190H218V188H217ZM224 190H225V188H224ZM228 190H229V189H228ZM250 190H251V189H250ZM45 191H46V190H45ZM45 191H43V195H44V192H45ZM65 191H66V192H65ZM67 191H70V192H72V191H73V192L78 191V192H81V193H80V195H76V196L74 195V197H72L73 200L70 198L71 201H72L71 203H68V202L65 203V202H66V201H65V198H66V197L64 196V194H65V195H66V194H67V195L70 194V195L73 196L72 193L68 192V193H69V194H68ZM101 191L103 192V189H101ZM201 191H202V190H201ZM219 191H220V190H219ZM222 191H223V190H222ZM233 191H234V190H233ZM239 191H240V190H239ZM252 191H253V190H251L250 193H251ZM254 191H255V190H254ZM63 192H65V193H63ZM90 192H91L92 195H90ZM94 192H95V191H94ZM102 192H101V196H102V194L105 195V194L102 193ZM104 192H105V191H104ZM106 192H108L107 194H110V192H109L108 190H107ZM106 192H105V193H106ZM134 192H136V190L133 191V192L131 191V192H130L131 195H132V193H134ZM152 192H153V191H152ZM166 192H167V191H166ZM175 192H177V191H175ZM184 192H185V191H184ZM193 192H194V191H193ZM198 192H200V191L198 190ZM204 192H205V191H204ZM207 192H208V191H207ZM207 192H206V193H207ZM220 192H221V191H220ZM228 192H229V191H228ZM234 192H235V191H234ZM234 192H233V193H234ZM241 192H242V191H241ZM20 193H21V192H20ZM20 193H19V194H20ZM25 193H27V192H25ZM25 193H23V191H22V194H25ZM33 193H32V194H33ZM36 193H39V191L35 192V194H36ZM40 193H41V191H40ZM62 193H63V194H62ZM76 193H77V192H76ZM99 193H100V192H99ZM130 193H129L128 195H130ZM172 193H173V192H172ZM187 193H188V192H187ZM215 193H216V192H214V194H215ZM225 193H226V190H225ZM237 193H239V192H237ZM247 193H248V192H247ZM35 194H34V195H35ZM74 194H75V193H74ZM77 194H78V193H77ZM86 194H87V195L89 194V195L87 196ZM96 194H97V193H96ZM96 194H95L93 197H96V198H97L98 195H96ZM111 194H112V193H111ZM116 194L114 193L116 199H118L117 196H116ZM134 194H136V193H134ZM134 194H133L132 196H134ZM170 194H171V193H170ZM184 194H185V193H184ZM203 194H204V193H203ZM208 194H209V192H208ZM212 194H213V192H212L211 194H209V195H212ZM216 194H217V193H216ZM223 194H224V192H223ZM231 194H232V193H231ZM253 194H254V193H253ZM257 194H258V193H257ZM27 195H28V194H27ZM34 195H33V197H34ZM46 195H44V196H46ZM99 195H100V194H99ZM114 195H113V196H114ZM122 195H123V196H122ZM136 195H137V194H136ZM136 195H135V196H136ZM175 195H176V194H175ZM178 195H179V194H178ZM225 195H226V194H225ZM237 195H239V194H237ZM240 195H241V194H240ZM251 195H252V194H251ZM254 195H255V194H254ZM36 196H37V195H36ZM48 196H47V198H48ZM77 196H78V197H81V203H82V204H83L84 202L87 204V206L84 205L86 208H85L84 206H82V204H81V207L78 206V204H80V203H77V202H78V200H80V198H77L78 200L76 199V201L74 202V198H76ZM101 196H100V197H101ZM110 196H111V195H110ZM135 196H134V197H135ZM151 196H152V195H151ZM160 196H161V195H160ZM205 196H206V195H205ZM205 196H203V197H205ZM212 196H213V195H212ZM216 196H218V195H216ZM241 196H242V195H241ZM252 196H253V195H252ZM39 197H43V196L40 195ZM64 197H65V198H64ZM68 197H69V196H68ZM70 197H71V196H70ZM98 197H99V196H98ZM104 197H105V196H104ZM184 197L186 198V196H184ZM189 197H190V196H189ZM189 197H188V198H189ZM194 197H195V196H194ZM203 197H202V198H203ZM223 197H224V196H223ZM236 197H237V196H236ZM255 197H256V196H255ZM44 198H45V197H44ZM47 198H46V199H47ZM49 198H51V197H49ZM96 198H92V199H91V202L94 201V203L97 205V202L101 203L100 201H101V198H102V197H101V198H97V199H99V200H96ZM121 198H123V199L121 200ZM195 198H196V197H195ZM198 198H199V197H198ZM198 198H196L195 200H196L197 202H200V201H201V203H203L202 200H201L200 198H199V199H200V200H199ZM207 198H208V196L206 197V199H207ZM213 198H214V197H213ZM224 198H225V197H224ZM242 198H244V197H242ZM256 198H257V197H256ZM20 199H21V198H20ZM34 199H35V198H34ZM36 199H37V198H36ZM39 199H40V201H41L43 198H42V199L39 198ZM46 199H44V200H46ZM84 199H85V198H84ZM93 199H95V200H93ZM104 199L106 200V198H104ZM108 199H109V197H108ZM113 199H115V198H113ZM113 199H111V200H113ZM116 199H115V201H117ZM136 199H137V197H136ZM180 199H182V198L180 197ZM197 199H198L199 201H198ZM203 199H205V198H203ZM206 199L203 200V201H207ZM237 199H238V198H237ZM237 199H236V200H237ZM244 199L246 200L247 198H244ZM253 199H254V198H253ZM257 199H258V198H257ZM23 200H24V199H23ZM44 200H43V201H44ZM50 200H52V199H49V201H50ZM57 200H56V201H57ZM67 200H69V199L67 198ZM105 200H104V201H105ZM111 200H110V201H111ZM119 200L117 201V204H118ZM134 200H135V199H134ZM157 200H158V199H157ZM171 200H172V199H171ZM176 200H178V199L176 198ZM185 200H186V199H185ZM188 200H189V199H188ZM195 200L192 201V202L197 203ZM209 200H210V198H209ZM226 200H227V199H226ZM234 200H235V199H234ZM236 200H235V202H236ZM239 200H240V199H239ZM249 200H250V199H249ZM254 200H255V199H254ZM254 200H252V201H254ZM43 201H42V202H43ZM49 201H48V203H49ZM64 201H65V202H64ZM95 201H97V202H95ZM107 201H108V200H107ZM107 201H105V202L108 203ZM132 201H133V200H132ZM174 201H175V200H174ZM179 201H183V200H179ZM224 201H225V200H224ZM224 201L222 200L223 203H225ZM241 201H242V200H241ZM258 201H259V200H258ZM25 202H26V200H25ZM37 202H39V201H37ZM89 202H90V200H89ZM91 202H90V203H91ZM102 202H103V200H102ZM113 202H114V200H113ZM123 202H124V200H123ZM123 202H122V203H123ZM166 202H167V201H166ZM170 202H171V201H170ZM177 202H178V201H177ZM177 202H176V203H177ZM228 202H229V201H228ZM238 202H239V201H238ZM242 202H243V201H242ZM242 202H241V203H242ZM245 202H246V201H244V203H245ZM247 202H248V200H247ZM249 202H250V201H249ZM35 203H36V202H35ZM60 203H59V200H58V203H57V204L60 205ZM85 203H84V204H85ZM99 203H98V206L100 205V206H99V207H100V210L97 208V209L99 210V211H98V210H97V211L100 212L101 214H102L101 210H102V209H105V207H106V209H105L106 211L103 210V211H105V212L103 213L104 215H105V213H108V211H111L113 208H115L116 211H117L116 213H117V214H120V215H118V216L116 215V216H117L118 218H119V216L121 217V213H119V211L122 210L121 207H123V206H121V205H123V204H121V202H119V204H118L119 206H118V207L115 205L116 207L114 206L113 208H111L112 206H111V207H110V206L107 207L106 204L103 203V204H105V206L102 207V209H101V206H102V205L99 204ZM109 203H110V202H109ZM109 203H108V204H109ZM154 203H155V202H154ZM161 203H162V202H161ZM164 203H165V201H164ZM168 203H169V202H168ZM171 203H172V202H171ZM171 203H169V204H171ZM186 203H187V202H186ZM186 203H185V201H184V203H180V204L186 205ZM188 203H189V202H188ZM206 203H207V202H206ZM206 203H205V204H206ZM208 203H209V202H208ZM208 203H207V204H208ZM210 203H212V202L210 201ZM229 203H230V202H229ZM229 203H228V204H229ZM241 203H240V204H241ZM252 203H253V202H252ZM252 203H250V204L252 205ZM256 203H257V202H256ZM36 204H37V203H36ZM95 204H92V205L95 206ZM108 204H107V205H108ZM112 204H113V203L111 202L110 205H112ZM115 204H116V203H115ZM174 204H175V203H174ZM178 204H179V203H178ZM178 204H177V205H178ZM180 204H179V205H180ZM205 204H203L204 207H205ZM219 204H220V202H219ZM221 204H222V203H221ZM221 204H220V205H221ZM226 204H227V203H226ZM231 204H232V203H231ZM233 204H234V203H233ZM238 204H239V203H238ZM242 204H243V203H242ZM248 204H249V203H247V205H248ZM50 205H52V204H50ZM92 205L90 206L91 208H92ZM124 205H125V203H124ZM162 205H164V204H162ZM171 205H173V204H171ZM192 205H193V204H192ZM194 205H195V204H194ZM211 205H212V204H211ZM254 205H255V203H254ZM259 205H260V204H259ZM42 206H43V203H42ZM160 206H161V205H160ZM160 206H158V207H160ZM174 206H175V205H174ZM174 206H173V207H174ZM187 206H188V207H189V206L191 207V205H189V204L186 205V207H187ZM195 206H196V205H195ZM195 206H194V207H195ZM200 206H201V204H199V205L197 204L196 207H200ZM209 206H210V205H209ZM209 206H208V207H209ZM222 206H223V205H222ZM245 206H246V205H245ZM45 207H46V206H45ZM50 207H51V206H50ZM54 207H55V206H54ZM90 207H89V208H90ZM166 207H167V206H165L164 208L166 209ZM169 207H170V206H169ZM181 207H182V206H181ZM212 207H213V206H212ZM46 208H47V207H46ZM68 208H69V209H68ZM72 208H74V209H72ZM91 208H90V209H91ZM107 208H108V209L110 208L111 210H108ZM119 208H120L121 210H119ZM167 208H168V207H167ZM170 208H171V207H170ZM170 208H169V209H170ZM192 208H193V206H192ZM209 208H211V207H209ZM214 208H216V207H214ZM214 208H213V209H214ZM222 208H223V207H222ZM226 208H227V207H226ZM235 208H236V207H235ZM36 209H37V208H36ZM47 209H48V208H47ZM47 209H46V210H47ZM52 209H53V206H52ZM52 209H51V210H52ZM57 209H58V207H57ZM60 209H61V208H60ZM60 209H59V210H60ZM92 209H93V208H92ZM94 209H96V207H94ZM117 209H118V210H117ZM125 209H126V208H125ZM171 209H172V208H171ZM183 209H184V208H183ZM187 209H188V208H187ZM193 209H194V208H193ZM195 209H197V208H195ZM233 209H234V208H233ZM236 209H238V208H236ZM242 209H244V208H242ZM44 210H45V209H44ZM62 210H63V209H62ZM62 210H60V211H62ZM64 210H63V212H64ZM167 210H168V209H167ZM188 210H189V209H188ZM198 210H199V209H198ZM204 210H205V209H204ZM210 210H212V208H211ZM230 210H231V209H230ZM49 211H50V210H49ZM86 211H89V209L86 210ZM91 211H93V213L90 212V214H91V213L94 214L95 212L97 213L96 210H95V211H94V210H91ZM114 211H115V210H114ZM114 211H112V212H114ZM180 211H182V210H180ZM191 211H192V210H191ZM214 211H215V210H214ZM238 211H239V210H238ZM41 212H42V211H41ZM46 212H47V211H46ZM51 212H52V211H51ZM69 212H70V214L72 213V217H73V214L76 215V217H73V219L75 218L76 220H74V222H72L71 224H69V223H70L71 221H73V219H72V217L69 215ZM112 212H110V213H112ZM123 212H124V210H123ZM127 212H128V211H127ZM175 212H176V210H175ZM186 212H187V211H186ZM204 212H205V211H204ZM206 212H207V211H206ZM206 212H205V213H206ZM210 212H211V211H210ZM232 212H233V211H232ZM43 213H44V212H43ZM49 213H50V212H49ZM53 213H54V212H53ZM83 213H84V212H83ZM86 213H87V212H86ZM116 213H115V214H116ZM159 213H160V212H159ZM178 213H179V210H178ZM180 213H181V212H180ZM188 213H190V212H187L186 216L188 215ZM196 213H197V212H196ZM208 213H209V212H208ZM233 213H234V212H233ZM238 213H239V212H238ZM37 214H38V211H37ZM40 214H41V213H40ZM40 214H39V215H40ZM45 214H46V213H44L43 216H44ZM51 214H52V213H51ZM67 214H68V216H67ZM92 214H91V215H92ZM103 214H102V215H103ZM112 214H114V213H112ZM112 214H111V216H112ZM115 214H114V215H115ZM181 214H182V213H181ZM240 214H241V212H240ZM41 215H42V214H41ZM46 215H49V214H46ZM109 215H110V214H109ZM34 216H35V215H34ZM65 216H67V217H69V218H67V217H65ZM83 216H84V214H83ZM89 216H90V215H89ZM89 216H88V213H87V217H86V218H85V216H84V218H83L82 216H81L82 218H81V217H78V218H80V219H85V220L87 219V222H88V217H89ZM92 216H94V215H92ZM98 216H99V215H98ZM105 216H106V215H105ZM116 216H115V217H116ZM36 217H37V216H36ZM44 217H45V216H44ZM50 217H51V215H50ZM50 217H49V218H50ZM55 217H57V219H55ZM64 217H65L66 219H65ZM103 217H104V216H103ZM117 217H116V218H117ZM126 217H127V214H126ZM245 217H246V216H245ZM51 218H52V217H51ZM58 218H59V220H58ZM91 218H92V217H91ZM93 218H94V217H93ZM93 218H92V220H93ZM95 218H96V214H95ZM95 218H94V220H95ZM99 218H100V216H99ZM118 218H117V219H118ZM123 218H124V217H123ZM43 219H44V218H43ZM80 219H78V221H80ZM89 219H90V218H89ZM96 219H98V218H96ZM102 219H103V218H102ZM113 219H114V218H113ZM41 220H42V219H41ZM45 220H48V219L45 218ZM111 220H112V219H111ZM196 220H197V219H196ZM96 221H98V220H96ZM100 221H101V220H100ZM117 221H118V220H117ZM117 221H116V222H117ZM248 221H249V220H248ZM42 222H43V220H42ZM61 222H62V223H61ZM66 222H67L68 224H67ZM82 222H83V221L81 220V222H77V223H80V224L83 225ZM84 222H86V221H84ZM93 222H95V221H93ZM107 222H108V220H107ZM118 222H119V221H118ZM118 222H117V223H118ZM194 222H195V221H194ZM35 223H36V222H35ZM46 223H47V222H46ZM46 223H45V224H46ZM64 223H65V224H64ZM108 223H109V222H108ZM108 223H107V224H108ZM117 223H116V224H117ZM47 224H48V223H47ZM60 224H64V225L67 224V225H69V226H64L63 229H62V227L60 226ZM85 224H87V223H85ZM88 224H89V223H88ZM93 224H94V223H93ZM93 224H92V225L89 224V225H91V226L93 227ZM110 224H111V223H110ZM110 224H108V225H110ZM113 224H115V221H114ZM116 224H115V225H116ZM119 224H122V223H118L117 225H119ZM192 224H193V223H192ZM194 224H196V223H194ZM95 225H96V224H95ZM95 225H94V226H95ZM105 225H106V222H105ZM117 225H116V226H117ZM48 226H49V225H48ZM48 226H47V228H48ZM85 226H87V225H85ZM91 226H88V227L90 228ZM110 226H111V225H110ZM113 226H114V225H113ZM60 227H61V228H60ZM81 227H82L83 229L85 228V227H83V226H81ZM88 227H87V228H88ZM97 227H98V226H97ZM111 227H112V226H111ZM111 227H108V228H111ZM34 228H35V227H34ZM58 228H59V229H58ZM82 228H80V230H78V231H81ZM87 228H86V230H87ZM94 228H95V227H94ZM49 229H50V227H49ZM57 229H58V230H57ZM83 229H82V230H83ZM47 230H48V229H47ZM70 230H71V231H70ZM84 230H85V229H84ZM102 230H103V229H102ZM106 230H107V229H106ZM108 230H109V229H108ZM36 231H37V230H36ZM44 231H45V230H44ZM67 231H70V232L67 233ZM88 231H90V230H87V231L84 232V233L86 234ZM115 231H116V230H115ZM117 231H118L117 233H120L118 229H117ZM76 232H77V231H75L74 233H76ZM82 232H83V231H82ZM97 232H98V231H97ZM101 232H102V231H101ZM104 232H105V229H104ZM89 233H90V232H88V234H89ZM112 233H113V232H112ZM115 233H116V232H115ZM53 234H55V235H53ZM59 234H60V233H59ZM62 234H63V233H62ZM88 234H87V235H88ZM100 234H101V233H100ZM37 235H38V234H37ZM40 235H41V234H40ZM57 235H58V234H57ZM60 235H61V234H60ZM80 235H81V232L78 233V235H77V233H76L75 236L78 237V236H80ZM83 235H84V234H82V236H83ZM87 235H86V236H87ZM115 235H117V234H115ZM48 236H47V238H48ZM63 236H64V238L66 237L65 235H62V237H63ZM68 236H69V234H68ZM72 236L74 237V235H70V237H72ZM82 236H81V239H78V240H83V239H82ZM88 236H89V235H88ZM97 236H98V235H97ZM118 236H119V235H118ZM42 237H43V234H42ZM42 237H41V238H42ZM51 237H52V238H51ZM70 237H69V239H70ZM92 237H93V236H92ZM94 237H95V236H94ZM98 237H99V236H98ZM43 238H44V237H43ZM67 238H68V237H67ZM67 238H66V239H67ZM83 238L86 239L85 237H83ZM38 239H39V238H38ZM38 239H37V240H38ZM44 239H45V238H44ZM44 239H43V240H44ZM55 239H56V238H55ZM60 239H63V238H60V237H59V241H60ZM73 239H75V238H73ZM87 239H88V237H87ZM118 239H119V238L117 237L116 240L119 241ZM53 240H54V239H53ZM78 240H77V242H78ZM100 240H101V239H100ZM103 240H104V239H103ZM103 240H102V241H103ZM114 240H115V239H114ZM116 240H115V241H116ZM55 241H56V240H55ZM61 241H62V240H61ZM97 241H98V240H97ZM49 242H50V241H49ZM49 242H48V243H49ZM70 242H71V240H70ZM72 242L74 243V241H72ZM77 242H76V243H77ZM82 242H85V241H82ZM82 242H80V245H82V244H81ZM263 242H264V241H263ZM66 243H67V242H65V244H66ZM86 243H87V242H86ZM116 243H117V242H116ZM116 243H115V244H116ZM41 244H42V243H41ZM51 244H53V243H51ZM57 244H59V243L57 242ZM65 244L62 243V244H60V245H64V246H65ZM67 244H69V243H67ZM74 244H75V243H74ZM87 244H88V243H87ZM117 244H118V243H117ZM47 245H48V244H47ZM55 245H56V244H55ZM77 245H78V244H76V246L74 245V247H77ZM91 245H92V244H91ZM26 246H27V245H26ZM64 246H62V248H63ZM69 246H71V245H69ZM69 246H68V248H69ZM42 247H43V245H42ZM46 247H47V246H46ZM58 247H59V246H58ZM66 247H67V246H66ZM78 247H80V246H78ZM88 247H89V245H88ZM90 247H91V246H90ZM33 248H34V247H33ZM51 248H53V247H51ZM62 248H61V249H62ZM70 248H72V247H70ZM70 248H69V249H70ZM54 249H55V248H54ZM54 249H53V250H54ZM72 249H73V248H72ZM72 249H71V250H72ZM28 250H29V249H28ZM30 250H31V249H30ZM51 250H52V249H51ZM74 250H75V249H74ZM97 250H98V249H97ZM104 250H105V249H104ZM109 250H110V249H109ZM31 251H32V250H31ZM48 251H49V250H48ZM55 251H56V249H55ZM76 251H77V250H76ZM69 252H70L69 250L67 251V250H63V249H62V250H59V249H58V251L55 252V254H54V252H53V253H52L53 255H51V256H53V257H52V258H53V262H52L51 264H63V262L66 261V260H68V259L70 258V255H72V254H71L72 251L70 252V255H69ZM91 252H92V251H91ZM102 252H103V251H102ZM72 253H75V252H72ZM82 254H83V253H82ZM73 256H74V255H73ZM80 257H81V256H80ZM263 257H264V256H263ZM105 258H106V257H105ZM75 259H76V258H75ZM263 260H264V259H263ZM76 261H77V259H76ZM65 263H67V262H65ZM77 263H78V261H77ZM75 264H76V263H75Z\"/></svg>","mask_w":264,"mask_h":264}]
</instances>
